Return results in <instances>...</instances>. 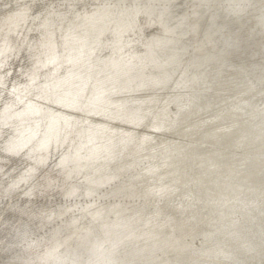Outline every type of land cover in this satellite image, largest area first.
Segmentation results:
<instances>
[{
	"label": "rangeland",
	"instance_id": "374dc122",
	"mask_svg": "<svg viewBox=\"0 0 264 264\" xmlns=\"http://www.w3.org/2000/svg\"><path fill=\"white\" fill-rule=\"evenodd\" d=\"M206 1H208V2H206ZM231 4H232V6H231ZM202 6H203V8H202ZM236 8H239V9H236ZM47 9H49V10H51L53 12H56V13H61V16H62L61 22H60L61 25L59 24L58 20L46 17L47 14H45V13H46ZM207 13H208V15H207ZM230 13H231V15H230ZM234 13H235V15H234ZM207 17H208V19H207ZM95 19H99V21L102 22L101 25H98V23H95L96 24L95 26H99V28H95L93 26H88V24L94 22ZM152 19H153V22H151ZM182 20H183V22H182ZM231 20H232V22H231ZM257 21H258V23H257ZM107 22L110 23V26L112 27V29L116 27V30H119V31L116 32L117 36H116V38L114 40L115 43L113 42L112 45L105 46V49L102 50V52L99 54V56H96L94 58L93 62H91L92 64H91V66L89 68L90 69L89 71L84 70V67H78L77 69H71L70 68V70H67L68 71L67 75L71 74V76L73 75L74 78H77L80 75H82V76H80V81H81V77H83V80L81 81L82 84L84 82H89V84L87 86V89L85 91V93H88V94L85 97L82 98V101H80V103L79 102L77 103V105H78L77 107L74 108L72 106L73 105V102H72L73 100L72 99H74L76 97V94H74L72 96V99H71V102H70V104L72 103L71 106L69 104L70 108L66 109L62 105H58V103H59V102H57L58 96L61 93L67 91V89H69V87L66 85L65 80H61L59 82V84L57 86L58 90H56V96L55 97H51V99L49 97H48L49 99L46 98L45 94H43V96H38V95L35 96V95H33L31 93L30 86L27 84V81L25 80V78L28 77L29 75H33L35 73V71H37V70H39L38 73L43 78L46 79L47 76H48L47 74L44 75L41 72V70L39 69V67H41L40 63L42 64V66L47 64V63L52 62L53 60H58L60 63H62L64 57H65V59H67L68 55H70L71 53H74L75 51H78L79 49H83L82 46H83V43H85V41L86 42H90V43L96 42L97 38L99 36L98 34H100L101 32L104 33L105 28H103V27H105ZM148 22H149V24H148ZM215 22H217V23H215ZM160 23H161V25H158ZM67 24H70V25L67 26ZM44 25L53 28L51 30V34L48 35V36L46 34L44 35V32H39L40 28L42 26H44ZM150 25L154 26L155 29L152 28L150 30L145 31L147 29V27L150 26ZM223 25H225V26H223ZM132 27L135 30H137V31L139 29V31L142 34L143 38H147V39L149 38L148 41H147V46L143 49V51L141 53V54H144L146 57L144 55L141 56V54H139L134 59H130L131 61H129L128 59L130 57L127 56V55H124L123 58L130 62V63L129 62L127 63V66H124L126 64V62L123 59H121L119 56L115 57V54H116L118 49H122L124 47L123 45L126 43L127 40H132L133 39L132 37H130V36H132L135 33V31H134V29H132ZM235 28H236V30H235ZM94 29H96L97 31L96 32H88L89 30H94ZM156 29H159V33H157ZM216 29H218V30H216ZM263 29H264V0H201V1L200 0H197V1L196 0H0V37L5 36L9 40V39H13V38H11V35L13 33H14L16 38L21 36V35H24L27 38L26 39L27 40L26 41V44H27L26 47H27L28 51L31 52L30 55H32V56L28 55V57H27L28 59H27L24 56V54L22 55V53H20V55H19L20 57H18L16 60L15 59H10L6 63L5 67L1 70L2 77H0V80H1L0 84L4 85V88H0V99H1L0 101L6 102V103L8 102V103L15 104L16 108H17V112L16 113L20 114L19 117H22L25 121L28 122L27 123L28 128H26L25 124H22L24 126V129L21 132H18L20 130L21 125L13 126L12 128H10V127L8 128L6 126L7 129L1 128L0 132H4L7 135L12 137V140H10V144L13 143L12 149H14V147H18L23 142L26 145H30V143L25 142V141L30 135L33 134L32 131H41L40 134H39V137L35 140V142H33L31 144V146L29 147V149L26 150L23 153L25 158H23V159L22 158L21 159H15V160H8V159H5V158L3 159L2 157H0V169H1L0 170V232H2L4 230V228L6 227L4 225L5 222H6V224L11 226L10 229H7L8 227H6V229L8 230L7 233L10 236L12 235L11 231L14 228L19 227V228H22V229H26L27 232L24 233L26 238L22 242H19V244H20V245H18V246H20L19 249H20V251L22 250L21 248H23L25 250L26 249L30 250V248H33V244L38 242L37 244H39V247L35 249L36 253L32 252V253H34L32 255H34V258L38 262H47V263L55 262L56 263V261L58 260V257H59V253L63 254V251H58V248L59 247H64L65 248V252L69 256V260H67V262H64L63 264H68V263L69 264H73V263L75 264L76 262H77L76 264H85L84 258H87V257H88L87 258V264H97L99 261H103L104 264H110V262H111V264H116V262H117V264H126L127 262H129L127 264H135L137 261L138 262L136 264H142V263L143 264H169V263L170 264H177V263L178 264H181V263H183V264H192V263L196 264L199 261L200 262L202 261L204 263H212V264L213 263H215V264H261V263L264 264V261H263L264 260V258H263V256H264V195H263V193H264V180H263L264 179V176H263L264 175V167H263V165H264V162H263L264 161V159H263V157H264V148H263L264 141H262V140H264V131H263L264 126H262V125H264L263 124L264 123V115H263L264 114V110H263L264 109V105H263L264 104V30ZM227 31H229V32H227ZM161 32L163 34H161ZM70 33H73V34L75 33L79 37H81L80 39H83V43L80 40L77 41L76 39H74V40L77 41V42H74V43H71V44L66 43V38H67L66 36L69 35ZM183 33H185V34H183ZM208 34H210V35H208ZM212 34H214V36ZM222 34L223 35L225 34V35L223 36ZM250 34H252V35H250ZM207 36H209V37H207ZM220 36H222V37H220ZM227 36H230V37L227 38ZM154 37H156V38H154ZM222 38L224 40H222ZM192 40H194V42ZM34 41H36V42H34ZM214 41H215V43H214ZM223 41L225 43H223ZM229 41H233V42L231 43ZM211 42H213V43H211ZM218 43H219V46H218ZM220 43L222 45H220ZM230 43L231 44L234 43V44L231 45ZM58 44H60V45L58 46ZM183 44H185V45L183 46ZM223 44H225V46ZM227 44H228V46H227ZM51 45L52 46L54 45L55 49L50 50L49 46H51ZM67 45H71V46H67ZM126 45H128V43H126ZM170 47H173V48H171V50H170ZM222 47H223V50H222ZM178 48H180V49H178ZM147 49L148 50L152 49L153 51L152 50L148 51ZM13 50L14 49H12V52H13ZM16 50H18V51L20 50L21 51L20 48H18ZM168 51H170V52H168ZM176 51H178V52H176ZM220 51H222V52H220ZM229 51H230V53H229ZM231 51H232V53H231ZM153 52H155V53H153ZM159 53H161V54L159 55ZM163 53H165V54H163ZM177 53H179V54L181 53V54L179 55ZM123 54H125V53H123ZM168 54H170L171 56H169ZM33 55H35V57ZM49 56L50 57L52 56L53 58L52 57L50 58ZM177 57H178V59H176ZM209 57H211V58H209ZM160 58H162V59H160ZM201 58H202V60H201ZM151 59H154V60L151 61ZM155 59L156 60L158 59V60L156 61ZM49 60H50V62H49ZM137 60H139V61H137ZM146 60H148L149 62L146 61ZM203 61H205V62L208 61V63H205ZM97 62L99 64H97ZM172 62H173L174 65H172ZM54 63L56 65V61H54ZM65 63L69 66V64L67 62H65ZM121 63H122V65L123 64L124 65L122 66ZM144 63L145 64L147 63V64L145 65ZM154 63H155L156 66L153 65ZM201 63H203V65ZM107 64H109L108 68L106 67ZM141 64H142V67H141ZM219 64H220L221 67H219ZM129 65L130 66H134V67H130L131 68L130 69L128 67ZM166 65H168V66H166ZM152 66H154V67H152ZM169 66H170V68H169ZM196 66L199 67V68L196 69ZM214 66L216 68H214ZM57 67L59 68V71H61V69L63 68V65L59 64V65H57ZM127 67H128V69H127ZM143 67H144V70L142 69ZM172 67H173V70L171 69ZM190 67L192 68V70H191ZM65 68H66V65H65L64 69ZM125 68H126V70H125ZM140 68L143 71H141ZM146 68H147V70H146ZM205 68H207V69H205ZM185 69L186 70L188 69L189 71L188 70L185 71ZM193 69H194V71H193ZM198 69H201V70H198ZM214 69H216V70L213 71ZM166 70L168 71L169 74L167 73ZM206 70H208L210 72H208ZM120 71H121V73H120ZM146 71H148V72H146ZM233 71H235V72H233ZM72 72H75V73H72ZM142 72H143L144 75L142 74ZM213 72L215 74L214 77L216 79L213 77ZM237 72H238L239 75L237 74ZM62 73H64V75H65V70ZM83 73H88V75L84 76ZM112 73H113L114 76L111 75ZM130 73H131V76L129 75ZM153 73H156L157 75L156 74L153 75ZM162 73H164L165 75L162 74ZM181 73L182 74L184 73V74L182 75ZM193 73H194V75H193ZM105 74H107V75H105ZM118 74H119V76H118ZM121 74L123 75V77H125V79L122 77ZM139 74H141V78H138V77H140ZM127 75H129V77ZM149 75H150V77H149ZM201 75H205V76L202 77ZM206 77H208V78L211 77V79H208ZM219 77L222 78L223 83H221L222 81H221V79ZM32 78H30V79H32ZM94 78H96L97 80L94 79ZM112 78H114V79L112 80ZM120 78H122V80H120ZM148 78H149V80H148ZM152 78H153V80H152ZM228 78L230 80H228ZM135 79L137 80V82L135 81ZM140 80H141V82L143 80L145 81V82L144 81L142 82L143 83L142 86L144 85L143 87L140 86L141 85ZM207 80H208V82H207ZM126 81H127V83H126ZM149 81L152 82L154 85L152 83H150ZM203 81H206L207 83L206 82L204 83ZM226 81H227L228 84L226 83ZM157 82H158V84H157ZM165 82H166V84H165ZM113 83L116 84V85H114ZM135 83L138 84V85L136 86ZM179 83H180V85H178ZM194 83H195V85H194ZM241 83H243V84H241ZM109 84L111 85L110 87H109ZM127 84H128V86H127ZM130 84H132V85H130ZM205 84L208 85V86H206ZM221 84H223V86ZM123 85L125 86V88H124ZM156 85H159V86L161 85V87H159V86L157 87ZM239 85H241V86L239 87ZM244 85L245 86L248 85V86L245 87ZM27 86H29V87H27ZM92 86H94V87H92ZM107 86H108V89L106 91ZM118 86H119V88H118ZM130 86L131 87L134 86V87H132L134 90ZM152 86L154 87V89L151 88ZM167 86H168V88H166ZM178 86H179V88H178ZM59 87H60V89H59ZM115 87L117 88V91L119 90L118 92L116 91ZM128 87H130V89ZM146 87L147 88L150 87V90L147 89ZM211 87H213V88H211ZM222 87H223L224 90L222 89ZM236 87L237 88L239 87V89H238L239 91L237 90ZM249 87H251V88L249 89ZM139 88H140V90H139ZM208 88H210V90ZM95 89H97V90H95ZM114 89H115V91H114ZM141 89H143V90H141ZM211 89H213V90H211ZM215 89L217 91H215ZM99 90L101 91L100 93L98 92ZM146 90L147 91L149 90L151 92H149V91L147 92ZM160 90H162V91H160ZM244 90H246V91L244 92ZM130 91L132 93H133V91H134V93L135 92H137V93L132 94ZM193 91H194V93H192ZM89 92L90 93L92 92V93L90 94ZM121 92H122V94H121ZM168 92L171 94V97H170V94ZM113 93H115V94H113ZM123 93L124 94L127 93V94L123 95ZM138 93H139V95H138ZM147 93H149V95ZM174 93H175V95H173ZM96 94L98 96H96ZM99 94H101V95H99ZM103 94L104 95L106 94L105 97H109V99L111 97L112 98L114 97V98L113 99L111 98L109 100L108 98H105ZM136 94H137V97H135ZM145 94H147V95H145ZM207 94H208V96H206ZM214 94L216 96L215 98L213 96ZM90 95L92 97H90ZM122 95H123V97H122ZM129 95H130V97H129ZM153 95H154V97H152ZM192 95L193 96L197 95V96L193 97ZM210 96H211L212 100H211ZM222 96H223V98H222ZM224 96H226L227 98L226 97L224 98ZM95 97L96 98L99 97V98L96 99ZM103 97H104V99H103ZM125 97H126V99H125ZM156 97H158V98H156ZM200 97L204 98V100L202 98H200ZM17 98H18V100H17ZM93 98H94V100H92ZM136 98H137V100L139 99L138 100L139 102H137ZM218 98H220V99H218ZM228 98H229V100H227ZM105 99H107V100L105 101ZM150 99H152L154 102L152 100H150ZM198 99L201 100V101H199ZM214 99H216V100H214ZM258 99L260 101H258ZM96 100H97V102H95ZM157 100H158V102H157ZM165 100L167 101L166 103H165ZM178 100H180V101H178ZM192 100L194 102H192ZM87 101H88V104H87ZM90 101H91V103H90ZM108 101H109V103H108ZM141 101L144 104H142ZM150 101H152L153 104ZM162 101H164V102H162ZM101 102H103V103H101ZM132 102H133V104H132ZM134 102H136V103H134ZM180 102H182V103H180ZM199 102H201V103H199ZM234 102H236V103H234ZM130 103L133 105V107L135 106L138 109L136 111L137 114L136 113L134 114L136 108H131L132 105H130ZM202 103H203V105H202ZM19 104H21V105H19ZM84 104H86L89 107L87 108V106L84 105ZM164 104H165V106L167 105L166 106L167 109H166V107H164ZM169 104H170V107H169ZM194 104H195V106H193ZM214 104H216L217 107ZM106 105H108V106H106ZM118 105L120 106L122 111L118 107ZM128 105H129L130 108L128 107ZM141 105H143V106H141ZM200 106H202V107H200ZM101 107H102V109H101ZM109 107H111V109ZM198 107H200V108H198ZM210 107H213L212 111H211ZM226 107H227V109H226ZM260 108H262V109H260ZM86 109L90 113H88ZM124 109H129V111H127V110L124 111ZM177 109L180 112H178ZM186 109L187 110L189 109L190 112H189V110L187 111ZM258 109L260 111H258ZM92 110H94V111H92ZM110 110H112V111H110ZM144 110H146V111H144ZM150 110H151V112H150ZM157 110H158V113L160 112L161 114L160 113L158 114ZM236 110H237V112H236ZM107 111H109V112H107ZM138 111H139V113H138ZM185 111L187 112L188 115L186 114ZM196 111H198V112H196ZM255 111H256V113H257V111L259 113L256 114ZM96 112H98V113H96ZM143 112H145V113H143ZM209 112H210V114L212 116H209L210 115ZM214 112H216V113H214ZM110 113H112V114H110ZM181 113H182V115H181ZM190 113H191V115H189ZM205 113H207V114H205ZM223 113H224V116H223ZM247 113H248V116H247ZM251 113H253V114H251ZM119 114H120V116H119ZM123 114L126 115V116L124 117ZM130 114H132L133 116L130 115ZM177 114L179 115L178 117H181V118H179V120H178ZM185 114H186V116H185ZM195 114H196V116H195ZM241 114L243 115V117H242ZM244 114H246L247 118L244 116ZM104 115H107L108 117L104 116ZM129 115H130V117H129ZM139 115H140V118H138ZM237 115H239L238 116L239 118L237 117ZM251 115H252V117H251ZM150 116H151V118L153 120L150 118ZM187 116H189V117H187ZM206 116H207V118H204ZM225 116H226V118H225ZM9 117H10L9 115H3L2 117H0V120L1 119H5L6 123H9ZM135 117H137V118H135ZM194 117H196L195 120H194ZM248 117H249L250 120L248 119ZM258 117H259V120H258ZM62 118L67 119L71 126L70 125L64 126L62 124V120H64V119H62ZM113 118H114V120H113ZM132 118H134V119H132ZM170 118H171V120H173L172 121L173 123L175 122L174 124L170 121ZM192 118H193V120H192ZM197 118L198 119L199 118L200 119L203 118L204 120L202 119L200 121V119L198 120ZM212 118L215 119V120H213ZM245 118H246V120H245ZM55 119H58L57 123H56ZM125 119H126V121H125ZM128 119H130L129 122H128ZM139 119H141V120H139ZM206 119L209 122H207ZM76 120H78V121H76ZM133 120H135V122ZM219 120L221 121V123H220ZM224 120H227V121H224ZM235 120H236V122H234ZM142 121H143V123H142ZM179 121H181V123ZM76 122L77 123L80 122V123L77 124ZM169 122H170V125H169ZM222 122H223V126H222ZM241 122H244V123H242L243 126H245L244 129L242 128L243 126H242ZM256 122L258 123V125H257ZM259 122H262V123H259ZM179 123L182 124L184 127L182 125H180ZM191 123H192V125H190ZM193 123H196V124H193ZM215 123H217V124H215ZM232 123H233V126L235 128L231 125ZM238 123H240V124H238ZM247 123H248L249 126L247 125ZM126 124H128V125L126 126ZM159 124H161L162 126L159 125ZM214 124H215V126H214ZM85 125H89L90 128L83 129V127H85ZM172 125H174L175 127L174 126L172 127ZM202 125H203V127H202ZM2 126L3 125H1L0 127H2ZM151 126H152V128H151ZM181 126L183 128H181ZM204 126H205L206 129L204 128ZM226 126H227V128H226ZM108 127H110V128H108ZM154 128H156V130ZM197 128H199V129H197ZM255 128L256 129L258 128L259 130H256ZM178 129H179V131H178ZM231 129H232V131H231ZM235 129L237 131L240 130V132L239 131L238 132L235 131ZM102 130H104V131H102ZM106 130H108V132ZM109 130H110V132H109ZM194 130H195L196 134H194L195 133ZM214 130H216V131H214ZM88 131H90V132H88ZM172 131H174L175 134ZM252 131H254V132H252ZM75 132H78L79 134L78 133L75 134ZM102 132H104V133H102ZM177 132H180V133L178 134ZM226 132L230 133V135L228 134L229 136H227ZM248 132H249V135H248ZM239 133H240V136H239ZM145 134H147L148 136H146ZM256 134H258V135L256 136ZM46 135L49 136V137L47 138ZM194 135H196V136H194ZM197 135H198V137H197ZM231 135H232L233 138L231 137ZM261 135H263V136H261ZM3 136H4V134L1 133L0 134V148L3 149L5 151V153H7L9 155H13V156L14 155H18L21 152L20 150L12 151V153H9L12 149L9 148V144L7 142H3V138H2ZM131 136H133L134 139ZM236 136H238L239 139ZM148 137H149V140H148ZM75 138L77 139V141L75 140ZM125 138L126 139L128 138V139L126 140ZM161 138H163L164 140L161 139ZM212 138L213 139L216 138V139L213 140ZM259 138L261 140H259ZM116 139H120V140L117 141ZM141 139H143V140H141ZM194 139H195L196 142H194ZM30 140H32V138L29 139V141ZM89 140L91 142H89ZM110 140H112V142ZM197 140H198V142H197ZM230 140H232L231 142H233V143H231ZM243 140H245V141H243ZM48 141L50 142V144H49ZM125 141H126V143H125ZM148 141L150 143H148ZM163 141H165L166 143L165 142L163 143ZM214 141L217 144L220 141L221 144L219 143L218 145H221V146H218ZM74 142H75V144H74ZM78 142H80V143H78ZM135 142H137L136 146H135ZM199 142H201V143L199 144ZM223 142L225 144H223ZM239 142H241V143H239ZM248 142H250V144ZM260 142H261V144H260ZM196 143H198L199 145L198 144L196 145ZM226 143L230 147V149L228 148ZM229 143L232 144V145H230ZM257 143L259 144V147L256 146V145H258ZM58 144H59V146H57ZM77 144H78L79 147L77 146ZM107 144H109V145H107ZM114 144H115V146H114ZM156 144L158 145V147L159 146H163V147L162 148H160V147L158 148ZM181 144H183V145H181ZM54 145H56V146H54ZM127 145H128V148H127ZM139 145H140V147H139ZM223 145H225L226 147L223 146ZM241 145H242V147H241ZM91 146H92V148L93 147L94 148L92 149ZM121 146H122L123 149L121 148ZM129 146H131V148ZM151 146L154 147V149L151 148ZM177 146H180V148L178 149ZM191 146H192V148H191ZM194 146H196V147H194ZM199 146H201L202 148L199 147ZM210 146H211V149H209ZM246 147L247 148L249 147V151L250 150L252 151L253 149L257 150L258 152H260V155L255 150H253L252 152L251 151L249 152ZM77 148L78 149L80 148L81 150L79 149V151H78ZM125 148H127V149H125ZM142 148H145L146 150L142 149ZM169 148H172V149L169 150ZM196 148H198V149L200 148V149L198 150ZM213 148H215V149H213ZM231 148H233L235 150L233 151V149H231ZM256 148H259V149H256ZM134 149H135V151H133ZM157 149H159V150H157ZM161 149H163V150H161ZM173 149H174V151H173ZM177 149H178V151H177ZM219 149H221V150H219ZM261 149H263V151ZM98 150H99V152H98ZM156 150H157L158 153L154 152ZM209 150H211V151L213 150V151L209 152ZM230 150H232V152ZM83 151H84V154H83ZM89 151H90V153H89ZM110 151H112V152H110ZM138 151H139V153H138ZM87 152H88V154H87ZM113 152H114V154H113ZM168 152H170V153H168ZM235 152H237L238 154L235 153ZM261 152H263V153H261ZM107 153H108V155H107ZM195 153L198 154V155L195 156ZM225 153H226L227 156L224 155ZM231 153H233V154H231ZM112 154L114 156H112ZM140 154H142V155L140 156ZM158 154H160L161 156L158 155ZM169 154H171V155H169ZM184 154H186V155H184ZM188 154H189V156H188ZM212 154H214V156ZM245 154L248 155V159H247V156H245L246 158L243 157L242 159H240ZM261 154H263V155H261ZM83 155H85V156H83ZM182 155H183L184 158L182 157ZM192 155H194V156H192ZM229 155L231 157H229ZM249 155L250 156L252 155V156L250 157ZM256 155H259V156L256 157ZM71 156H73V158ZM82 156L85 157V158H83ZM129 156L131 157V159H130ZM168 156H170V158ZM204 156L205 157L209 156V157H207V159H206ZM253 156H255L256 158L253 157ZM261 156H263V157L261 158ZM68 157L70 158V160H68L69 159ZM217 157L219 158L220 162L218 161ZM252 157H253L254 160L252 159ZM106 158H108V160ZM115 158H116V160H115ZM147 158H149L151 160V162ZM185 158H188V160H190V158L191 159L193 158L192 159L193 161L190 160L188 162L187 159L184 161ZM196 158H198V159H196ZM201 158H203V159L201 160ZM258 158H259V160H258ZM123 159H125L124 160L125 162L123 161ZM180 159H182V161ZM238 159H240V161H238ZM245 159H246V161H245ZM30 160H34L36 166H42V165H45V166L40 168V169H38V168H36L35 165H33L34 162L30 161ZM104 160H105V162H104ZM140 160L143 161V162H141ZM145 160H147V161H145ZM154 160H156V161H154ZM162 160H163V162H162ZM167 160H171V161H167ZM196 160H198V161H196ZM234 160H235V162H234L235 164L233 162H231V161H234ZM84 161H85V163H84ZM157 161H158V164L155 163ZM165 161H167V162H165ZM172 161H174L175 164H173ZM223 161H225L226 163L227 162H231V163H227V165L229 164L227 166V165H225L226 163L224 164ZM243 161H245V164L243 163ZM256 161H257L258 164L256 163ZM259 161L262 162V163H260ZM76 162H77V164H75ZM186 162H187V164H186ZM206 162H207V164H206ZM69 163L70 164L73 163V164L70 165ZM130 163H131V166H129ZM191 163L194 164V165H192ZM202 163H204V164H202ZM218 163H220V164H218ZM251 163H253V164H251ZM183 164H184V166H183ZM230 164H232V165H230ZM112 166H113V168H112ZM178 166L180 167V169H179ZM190 166H193L194 168L190 167ZM202 166H203V168H201ZM205 166H206L207 169L204 168ZM216 166H217V168H216ZM230 166L234 167V169L232 168V170H231ZM245 166H247V167H245ZM257 166H260V167L256 168ZM55 167H58V169L60 171L59 173L55 172ZM72 167H75V170ZM125 167H127V168H125ZM144 167H146V168H144ZM163 167H165V168L167 167V168L165 169ZM175 167H176V169H175ZM83 168H84V170H83ZM107 168H108L109 171L110 170L111 171L109 172L107 170ZM189 168H191V169H189ZM225 168H227V169H225ZM240 168L244 169L243 172H242V169H240ZM245 168H246V170H245ZM69 169H71V172H70ZM88 169H90V170L86 171ZM118 169H119V172H118ZM123 169H124V171H123ZM131 169H133L134 171H132ZM186 169H188V170H186ZM253 169H256V171L255 170L252 171ZM93 170L95 171V174H94ZM169 170L173 171V172H170ZM185 170H186V172H184ZM219 170H220V172H219ZM83 171H85L86 174ZM187 171H188L189 175L187 174ZM193 171H196V172H193ZM211 171L212 172L214 171V173H212ZM231 171H233L234 173L231 172ZM236 171H237V173H236ZM128 172H129V174H128ZM134 172H135V174H134ZM157 172H159V173H157ZM180 172H181V175H180ZM262 172H263V175H261ZM82 173H84V174H82ZM121 173H123V174H121ZM244 173H245V175H244ZM246 173H248V174H246ZM176 174H178V175H176ZM211 174L214 175V176H212ZM232 174H233V177L231 176ZM234 174H235V177H234ZM100 175H102V176H100ZM117 175H118V177H117ZM127 175H129V176H127ZM184 175H186V176H184ZM238 175L239 176L241 175L243 177H241V176L239 177ZM255 175L258 176V177L256 176L257 179H255L256 178ZM104 176H105V178H104ZM106 176H107V178H106ZM134 176L136 178H134ZM154 176H157V178H155ZM199 176H200V178H199ZM208 176H210V177H208ZM170 177H171V179H170ZM230 177L233 178V179H231ZM28 178H30L29 181L24 186L23 185L20 186V184H22L23 182L27 181ZM91 178H92V180H91ZM97 178H99V179H97ZM101 178H102V182H100ZM181 178H183V179H181ZM246 178H247V180H246ZM148 179H149V181H148ZM151 179H153V180H151ZM187 179H188V181H187ZM206 179L210 180L211 183H213V184H211L210 181H207ZM81 180L82 181L84 180V181L82 182ZM113 180H114V183H113ZM130 180L133 181V182H131ZM250 180L253 183H251ZM177 181H178V183H177ZM191 181H193V182L191 183ZM256 181L258 182V184H257ZM91 182H92V184H91ZM117 182H119V183H117ZM130 182H131V184L129 185ZM140 182L142 183V185H139V184H141ZM144 182H147V183L144 184ZM162 182H164V183H162ZM180 182H182V184H180L182 186H179ZM199 182L200 183L203 182V183H201L202 186L200 185ZM241 182L243 183V185H245L246 183L247 184L249 183L248 184L249 187L247 186V184L245 186H243L241 184ZM79 183L82 184L83 186L80 185ZM137 183H138L139 186L137 185ZM151 183H152L153 187L151 186ZM207 183H209V184H207ZM225 183H226V185H225ZM237 183H239V184L237 185ZM254 183L258 186V188H259V185L261 186L259 188L260 189L259 191L262 192L260 195H259V193L257 194L258 191L256 190V186H253ZM45 184L51 186L52 189H50L49 192H46L47 190H45ZM84 184H85V186H84ZM86 184H88V185H86ZM123 184L125 186L124 188H123ZM158 184H160V186H159L160 189L158 187ZM198 184H199L200 187L198 186ZM210 184H211V187H210ZM104 185H106L107 187L104 186ZM119 185H121V186H119ZM131 185H132V187H131ZM154 185L157 186V187L154 188L155 187ZM188 185H189V187H188ZM18 186H19V188L17 189V191L12 196H10V198L1 199L2 196L9 194L10 192H12ZM81 186H82V188H81ZM102 186H104V187H102ZM133 186L136 187V188H134ZM161 186H163V187H161ZM186 186L188 188H185ZM191 186H193V187H191ZM92 187H94V189H92ZM145 187H147V189ZM183 187L185 188V190H184ZM206 187H207L208 190L206 189ZM126 188H127V190L129 192L126 190ZM178 188L181 190L180 191L181 193L179 191H177V190H179ZM191 188L193 190H191ZM195 188H197V189H195ZM140 189H141V191L142 190H144V191L141 192ZM174 189L176 191L175 193H174ZM216 189H217V192H221V194L220 193H216ZM145 190L147 192L148 191L149 192L147 193ZM153 190H154V192H153ZM155 190H157V191H155ZM200 190H202L203 192L200 191ZM139 191L142 194L141 193H136V192H139ZM163 191H164V193H163ZM187 191H189V193H187ZM245 191H247V192L245 193ZM251 191L253 193L255 192L254 194H252V196H251V193H252ZM120 192L123 193V194H121ZM169 192H171V194H169ZM209 192H211V193H209ZM225 192H226V195H225ZM124 193H125V195H124ZM131 193H132V195H131ZM146 193H147V195H150V196H147ZM160 193H161V195H160ZM178 193H180L181 195L178 194ZM192 193H193V195H192ZM214 193H215V196H214ZM238 193H240V194H238ZM241 193H242V195H241ZM244 193L245 194L249 193V194L248 195H244ZM135 194H137V195H135ZM185 194H186V196L190 197L191 200L188 197L186 198ZM188 194H190V195H188ZM196 194H198V195H196ZM151 195H152V197H151ZM200 195L203 196V198H201ZM209 195H211V198H210ZM219 195L221 197H219ZM227 195H230V196H227ZM216 196L218 198H221V199H218ZM241 196H243L244 199ZM253 196H254V198L256 197L257 199H259L258 197H261V196H263V197H262L261 200H257L255 198V200H256V202H255L254 198H251ZM178 197H180V198H178ZM238 197H240V198H238ZM184 198H186V201H185ZM194 198H195V200H194ZM232 198H234L233 199L234 201L232 200ZM164 199H165L166 202L164 201ZM175 199H176L177 202L175 201ZM177 199H179V200H177ZM213 199L216 202L212 201ZM249 199L250 200L252 199V201L253 200L254 201L251 202ZM196 200H198V203H197ZM202 200H203V203H202ZM138 201H140V202H138ZM182 201H185V202H182ZM192 201H194V202H192ZM227 201H228L229 204L227 203ZM167 202H168L169 206L167 205ZM174 203H176V205ZM192 203L194 204L193 206H192ZM221 203L222 204L224 203L223 204L224 206ZM246 203L249 204V205H247ZM252 203H254V204H252ZM255 203H258L259 206L257 204L255 205ZM173 204H174L175 207L173 206ZM189 204H191V205H189ZM226 204H228V205H226ZM181 205L184 208H185V205H186L185 211L187 213L184 211V208ZM215 205H216V207H218V206L219 207L216 208ZM225 205L227 207H225ZM231 205H232V208L230 207ZM233 205L236 208L233 207ZM245 205H246V207H245ZM24 206H25V208H24ZM122 206H123L124 209L121 208ZM171 206H173L174 208L171 207ZM198 206H199V209L197 211L196 208ZM207 206H209V209H208ZM247 206H249V208L251 209V210L249 209L250 211L248 210ZM254 206H256V208ZM147 207H149V209H147ZM169 207H171V208H169ZM16 208L18 210L17 211V216L21 215L23 217V219H22V217H16L17 218L16 219V218H14L12 216L14 213L11 215V214H9L7 212L8 209L14 211V209H16ZM125 208L127 210H125ZM190 208L192 210L193 209L194 210L192 211ZM200 208H201V210H200ZM224 208H227V209H224ZM254 208H255V210H254ZM144 209L145 210L147 209L148 211L147 210L144 211ZM110 210H113V214H112V211H111V214H110ZM151 210H153V212ZM175 210L176 211L180 210L179 212H181V214L180 213L177 214L178 212H176ZM181 210H183V211H181ZM206 210H208L207 211L208 213L206 212ZM223 210H224V212H223ZM235 210H237V211L235 212ZM245 210H247V211H245ZM252 210H254V211H252ZM108 211H109V214H108ZM142 211H143V213H142ZM171 211H173V212H171ZM199 211H202V212H199ZM216 211H217V214H215ZM137 212H140V213H138V215H136ZM147 212L148 213L150 212V214H148ZM242 212H243V214H241ZM245 212H246V214H245ZM105 213H107L108 216ZM171 213H172V215H171ZM184 213H186V214L183 216ZM188 213H189V215L190 214L191 215L187 216ZM197 213H199L202 216L204 214V217L200 216ZM238 213L241 214V216ZM40 214L44 215L43 217L46 220L45 222H48L51 219L53 221L52 224L54 222L55 223L53 225L52 224L48 225L49 227H43L41 231H36L35 230V225L34 226H29V224L28 225L26 224L27 226L25 225L24 227H20V225L24 224V223H22L24 221V217L25 218H30L31 216L34 217V216L40 215ZM173 214H174V216H173ZM94 215H96V216L94 217ZM102 215H104V216H102ZM109 215H110V217H109ZM114 215H116V216L114 217ZM175 215H176V217H175ZM177 215H179V216H177ZM181 215H182V218H180ZM195 215H197V217ZM205 215L207 216V219L205 218ZM211 215H215V217H212ZM223 215H224L225 218H227V220H225ZM231 215H234V216H231ZM253 215H255V217ZM86 216H88V217H86ZM98 216H99V218H98ZM147 216H149V218H147ZM151 216H153V217L151 218ZM168 216H169L170 220L168 219ZM171 216L174 217V218H172ZM230 216H231V218H230ZM236 216H238V217H236ZM118 217H120L119 218L120 220L117 219ZM121 217H122L123 220H121ZM125 217H127V218H125ZM139 217H141V218H139ZM228 217H229V219H228ZM242 217L244 218V220L245 219L246 220L243 221ZM91 218H93V219H91ZM142 218L144 219V221H143ZM208 218H209V220H208ZM237 218H238V220H237ZM151 219H152V221H151ZM176 219H177L178 222L176 221ZM95 220H97V221H95ZM127 220L129 222V224H126V223H128V222H126ZM139 220H140V222H139ZM158 220H160V221H158ZM163 220L165 221V223L167 221V223L165 224ZM211 220L213 222H208V221H211ZM131 221H132V223H131ZM186 221H188V222H186ZM226 221H228L229 223L226 222ZM133 222H134V224H133ZM146 222H148V223H146ZM101 223H102V225H99ZM104 223H106L105 226H103ZM162 223L164 225H162ZM174 223L176 224V228H175V224ZM190 223H192V224H190ZM238 223H240V224H238ZM96 224H97V226H96ZM132 224H133V227H132ZM206 224H207V226H206ZM82 225L84 226V228H83ZM124 225H130V226L126 227ZM177 225H179V227ZM209 225H212L213 229L215 227L216 230L215 229L214 230L211 229V226H209ZM236 225H238V226H236ZM219 226H221V227H219ZM239 226H240V228H238ZM241 226H243V227L245 226L244 229H242L243 227H241ZM148 227H151V228L149 229ZM135 228L136 229L138 228V229L136 230ZM158 228L160 230H158ZM208 228H209V230H208L209 232L207 231ZM232 228H233V230H232ZM102 229H104V231ZM183 229H184L185 232L183 231ZM187 229L189 231H186ZM200 229H202V230H200ZM219 229L220 230L221 229H225V230H221L222 231V233H221V231H219ZM230 229H231L232 232L229 231ZM239 229H241V230H239ZM248 229H249V231H247ZM135 230L138 231V232H135ZM148 230H150V231L147 233ZM162 230L164 232H166V231L167 232L164 233ZM83 231H85V232H83ZM202 231H204V232H202ZM188 232H190V234ZM205 232H206V237H205ZM242 232H244V233L242 234ZM99 233L102 234V236L99 235ZM139 233H141V234H139ZM145 233H147L148 235L145 234ZM209 233H210V236H209ZM220 233H221V235L223 234L222 237H221ZM150 234H152L153 236L150 235ZM183 234H185L186 237ZM146 235H147V237H146ZM169 235L170 236L172 235V237L170 238ZM202 235L205 238V240H204V238L201 239ZM248 235H249V237H247ZM77 236L81 237L83 241L85 240V242H82V241L80 242L82 244V245L80 244L81 248H82L80 250V253L79 252L76 253V251H75L76 249L74 248L75 243H74V239L73 238L77 237ZM131 236H132V238H131ZM198 236H199L200 239H198ZM99 237L102 238V239L100 238L101 242H100ZM139 237H141V238H139ZM153 237H158V238L155 239ZM55 238H57V239H55ZM110 238L111 239H116V242H118L120 244H125L126 243V246L120 247V246H117L115 244L108 243L107 241H110L111 240ZM149 238L152 239V240H150ZM218 239H220L221 242ZM229 239H230V241H228ZM178 240H180V241H178ZM190 240H191V243H189ZM192 240H194V241H192ZM232 240H233V242H232ZM239 240H241V241L239 242ZM143 241H145V242H143ZM181 241H183V242H181ZM199 241L201 242V244H200ZM127 242H130L131 244L127 243ZM138 242L141 243V244H139ZM150 242H151V244H150ZM154 242H155V244L158 243V242L159 243L155 245ZM171 242H172V244H171ZM174 242H177V243L175 244ZM180 242H181V244H180ZM102 243H104V244H102ZM146 243H149V244H146ZM168 243H170V244H168ZM218 243H219V245H218ZM223 243H225V244L223 245ZM90 244L99 245V247H100L99 252L98 253H93L91 256H89V253L91 252L92 249L91 248H87V247ZM143 244H145V245H143ZM163 244H165V245H163ZM204 244H206V245H204ZM209 245H210V247H209ZM134 246H136V247H134ZM144 247H145V249H144ZM203 247H204V250H203ZM212 247H214V248H212ZM168 248H169V250H168ZM209 248L210 249L212 248V250H210ZM231 248L232 249L234 248L233 249L234 252L232 251ZM13 250H16V249H13ZM144 250H146V251H144ZM20 251H15V253H13V254H15V256H12V257L0 255V261H3L4 263H10L11 261L12 262L13 261L23 262V261L17 260V256L16 255H20V253H21ZM122 251H124L125 254ZM255 253H257V254H255ZM112 254H114V256ZM128 254H131V255H128ZM251 254H253V255H251ZM124 255H126V256H124ZM106 256H108V257H106ZM15 257H16V259H15ZM124 257L126 258V260H125ZM135 257L136 258L138 257V258L136 259ZM76 258L79 259V260H77ZM155 258H156L157 261H155ZM103 259H105V260H103ZM127 259H128V261H127ZM132 259L133 260L136 259V260L131 262ZM146 259L148 260L147 261L148 263L146 261H144ZM175 259H177V260L180 259L179 260L180 262L176 261ZM182 259H184V260H182ZM185 259H187V260H185ZM200 259H203V260H200ZM250 259L251 260L253 259V260L250 262ZM124 260H125V262H124ZM172 261H173V263H172ZM185 261H187V262H185ZM257 261L259 263H257ZM55 263H52V264H55ZM31 264H35V263H31ZM49 264H51V263H49Z\"/></svg>",
	"mask_w": 264,
	"mask_h": 264
},
{
	"label": "bare ground",
	"instance_id": "6f19581e",
	"mask_svg": "<svg viewBox=\"0 0 264 264\" xmlns=\"http://www.w3.org/2000/svg\"><path fill=\"white\" fill-rule=\"evenodd\" d=\"M196 1H197V0H196ZM200 1H201V0H200ZM173 2H174V1H173ZM180 2H181V1H180ZM191 2H192V1H191ZM194 2H195V1H194ZM203 2H204V1H203ZM206 2H208V1H206ZM227 2H228V1H227ZM252 3H253V2H252ZM172 4H173V3H172ZM192 4H193V3H192ZM205 4H206V3H205ZM242 4H243V3H242ZM223 5H224V4H223ZM227 5H228V4H227ZM198 6H199V5H198ZM231 6H232V4H231ZM248 6H249V5H248ZM246 7H247V6H246ZM246 7H245V8H246ZM199 8H200V7H199ZM202 8H203V6H202ZM176 9H177V8H176ZM176 9H175V10H176ZM209 9H210V8H209ZM236 9H239V8H236ZM242 9H243V8H242ZM200 10H201V9H200ZM233 10H234V9H233ZM262 10H263V9H262ZM223 11H224V10H223ZM244 11H245V10H244ZM64 12H65V11H64ZM188 13H189V12H188ZM188 13H187V14H188ZM223 13H224V12H223ZM45 14H47L46 17H49V18H53V19L58 20V21H59V24L61 25V23H60V22H61V18H62L61 13H56V12H53V11L47 9ZM214 14H215V13H214ZM217 14H218V13H217ZM246 14H247V13H246ZM203 15H204V14H203ZM207 15H208V13H207ZM210 15H211V14H210ZM226 15H227V14H226ZM226 15H225V16H226ZM230 15H231V13H230ZM232 15H233V14H232ZM234 15H235V13H234ZM244 15H245V14H244ZM183 16H184V15H183ZM242 16H243V15H242ZM242 16H241V17H242ZM154 17H155V16H154ZM214 17H215V16H214ZM195 18H196V17H195ZM211 18H212V17H211ZM217 18H218V17H217ZM232 18H233V17H232ZM246 18H247V17H246ZM207 19H208V17H207ZM213 19H214V18H213ZM215 19H216V18H215ZM218 19H219V18H218ZM229 19H230V18H229ZM238 19H239V18H238ZM194 20H195V19H194ZM198 20H199V19H198ZM195 21H196V20H195ZM199 21H200V20H199ZM206 21H207V20H206ZM215 21H216V20H215ZM224 21H225V20H224ZM254 21H255V20H254ZM109 22H110V21H109ZM109 22L106 23L105 27H103V28H105L104 33L101 32L100 34H98L99 36H98V38H97V41H96V42H93V43L86 42V41H85V43H83V39H80L81 37H79V36H78L77 34H75V33H74V34H73V33H70L69 35H67V36H66V37H67V38H66V43L71 44V43H74V42H77V41L80 40V41L83 43V46H82L83 49H79L78 51H75L74 53H71L70 55H68V58H67V59H65V57H64L62 63H60L58 60H53L52 62H50V60H49L50 63H47V64H45V65H43V66H42V64L40 63V66H41V67H39V69H40L41 71H42V69H45V68L48 67V70H47V71L42 72L44 75L47 74L48 76H47L46 79L43 78V77L38 73L39 70H37V71H35V73H34L33 75H29L28 77H26L25 80L27 81V84L30 86L31 93H32L33 95H35V96H37V95H38V96H43V94H45L46 98L49 97V98L51 99V97H55V96H56V90H58V89H57V86H58L59 82H60L61 80H65L66 85L69 87V89H67V91H65V92L62 91L63 93H61V94L58 96V98H57V102H59L58 105H62V106H63L64 108H66V109L70 108V107H69V104H70V102H71L72 96H73L74 94H76V97H75L74 99H72V100H73V101H72V102H73V105H72V106H73L74 108L77 107V106H78L77 103H78V102L80 103V101H82V98L85 97V96L88 94V93H85V91H86V89H87V86H88L89 82H84V83L82 84L81 81L83 80V77H81V81H80V76H82V75L79 74V75H80V76L78 75L79 77L74 78L73 75L71 76V74H70V75H67V73H68L67 70H70V68H71V69H77L78 67H84V70L89 71V70H90L89 68H90V66H91V64H92L91 62H93V60H94V58H95L96 56H99V54L102 52V50L105 49V46L112 45L113 42L115 43L114 40H115V38H116V36H117V35H116V32L119 31V30H116V27L112 29V27L110 26V23H109ZM151 22H153V19L151 20ZM182 22H183V20H182ZM207 22H208V21H207ZM231 22H232V20H231ZM95 23H98V25H101V24H102V22H100L99 19H95V21L92 22V23H90V24H88V26H93V27H95V28H99V26H95V25H96ZM215 23H217V22H215ZM223 23H224V22H223ZM257 23H258V21H257ZM22 24H23V23H22ZM93 24H94V25H93ZM148 24H149V22H148ZM224 24H225V23H224ZM68 25H70V24H67V26H68ZM158 25H161V23L158 24ZM216 25H217V24H216ZM218 25H219V24H218ZM193 26H194V25H193ZM223 26H225V25H223ZM230 26H231V25H230ZM230 26H229V27H230ZM262 26H263V25H262ZM220 27H221V26H220ZM232 27H233V26H232ZM237 27H238V26H237ZM254 27H255V26H254ZM73 28H74V27H73ZM100 28H101V27H100ZM152 28L155 29L154 26H151V25H150V26L147 27V29H146L145 31L150 30V29H152ZM217 28H218V27H217ZM227 28H228V27H227ZM262 28H263V27H262ZM262 28H261V29H262ZM52 29H53V28L44 25V26H42V27L40 28V31H39V32H44V35L46 34V35L48 36V35L51 34V30H52ZM132 29H134V28L132 27ZM137 29H138V28H137ZM230 29H231V28H230ZM261 29H260V30H261ZM129 30H130V29H129ZM156 30H157V33H159V29H156ZM190 30H191V29H190ZM213 30H214V29H213ZM213 30H212V31H213ZM216 30H218V29H216ZM216 30H215V31H216ZM222 30H223V29H222ZM226 30H227V29H226ZM235 30H236V28H235ZM263 30H264V29H263ZM10 31H11V30H10ZM96 31H97V30L94 29V30H89L88 32H96ZM134 31H135V33H134L132 36H130V37H132L133 39H132V40H127L126 43H128V45H126V43H125V44L123 45L124 47H123L122 49H118L117 52H116V54H115V57H118V56H119L121 59H123V60L126 62L125 65L123 64L124 66H127V63H128L129 61H131L130 59H134L137 55L141 54L142 51H143V49L147 46V41H148L149 38H148V39H147V38H143V37H142V34H141L140 31H139V29H138V31L134 29ZM145 31H144V32H145ZM152 31H153V30H152ZM206 31H207V30H206ZM230 31H231V30H230ZM232 31H233V30H232ZM126 32H127V31H126ZM144 32H143V33H144ZM227 32H229V31H227ZM33 33H34V32H33ZM193 33H194V32H193ZM212 33H213V32H212ZM216 33H217V32H216ZM42 34H43V33H42ZM161 34H163V33L161 32ZM179 34H180V33H179ZM183 34H185V33H183ZM191 34H192V33H191ZM218 34H219V33H218ZM231 34H232V33H231ZM233 34H234V33H233ZM19 35H20V34H19ZM40 35H41V34H40ZM158 35H159V34H158ZM208 35H210V34H208ZM212 35L214 36V34H212ZM222 35H223V34H222ZM224 35H225V34H224ZM224 35H223V36H224ZM250 35H252V34H250ZM213 36H212V37H213ZM231 36H232V35H231ZM56 37H57V36H56ZM207 37H209V36H207ZM216 37H217V36H216ZM220 37H222V36H220ZM228 37H230V36H227V38H228ZM154 38H156V37H154ZM169 38H170V37H169ZM26 39H27V38H26L24 35H21V36L15 38V39H9V40H8V38H6L5 36L0 37V77H2L1 69H2V67L7 63V59H8V57H9V55H10L11 53H13L14 50H16V49H18V48H21L22 45L24 44V42L26 43V41H27ZM74 39H76L77 41H75ZM150 39H151V38H150ZM160 39H161V38H160ZM196 39H197V38H196ZM216 39H217V38H216ZM161 40H162V39H161ZM218 40H219V39H218ZM222 40H224V39L222 38ZM222 40H221V41H222ZM56 41H57V40H56ZM181 41H182V40H181ZM192 41L194 42V40H192ZM225 41H226V40H225ZM34 42H36V41H34ZM187 42H188V41H187ZM229 42L232 43L233 41H229ZM234 42H235V41H234ZM27 43H28V42H27ZM61 43H62V42H61ZM198 43H199V42H198ZM211 43H213V42H211ZM211 43H210V44H211ZM214 43H215V41H214ZM221 43H222V42H221ZM221 43H220V45H222ZM223 43H225V42L223 41ZM231 43H230V44H231ZM40 44H41V43H40ZM207 44H208V43H207ZM216 44H217V43H216ZM230 44H229V45H230ZM233 44H234V43H233ZM233 44H231V45H233ZM235 44H236V43H235ZM237 44H238V43H237ZM59 45H60V44H58V46H59ZM165 45H166V44H165ZM167 45H168V44H167ZM175 45H176V44H175ZM184 45H185V44H183V46H184ZM208 45H209V44H208ZM223 45L225 46V44H223ZM37 46H38V45H37ZM67 46H71V45H67ZM170 46H171V45H170ZM172 46H173V45H172ZM218 46H219V43H218ZM227 46H228V44H227ZM152 47H153V46H152ZM157 47H158V46H157ZM168 47H169V46H168ZM173 47H174V46H173ZM173 47H170V50H171V48H173ZM175 47H176V46H175ZM187 47H188V46H187ZM216 47H217V46H216ZM220 47H221V46H220ZM229 47H230V46H229ZM45 48H46V47H45ZM49 48H50V50H53V49H55V46H54V45H53V46L51 45V46H49ZM100 48H102V50H101L98 54L93 55V54H95L96 50H98V49H100ZM181 48H182V47H181ZM184 48H185V47H184ZM184 48H183V49H184ZM12 49H14L13 52H12ZM154 49H155V48H154ZM157 49H158V48H157ZM178 49H180V48H178ZM183 49H182V50H183ZM215 49H216V48H215ZM231 49H232V48H231ZM73 50H74V49H73ZM147 50H148V49H147ZM147 50H146V51H147ZM149 50L151 51L152 49H149ZM149 50H148V51H149ZM160 50H161V49H160ZM160 50H159V51H160ZM166 50H167V49H166ZM193 50H194V49H193ZM220 50H221V49H220ZM222 50H223V47H222ZM226 50H227V49H226ZM228 50H229V49H228ZM152 51H153V50H152ZM161 51H162V50H161ZM161 51H160V52H161ZM217 51H218V50H217ZM233 51H234V50H233ZM168 52H170V51H168ZM176 52H178V51H176ZM183 52H184V51H183ZM220 52H222V51H220ZM223 52H224V51H223ZM227 52H228V51H227ZM123 53H125V54H123ZM153 53H155V52H153ZM218 53H219V52H218ZM229 53H230V51H229ZM231 53H232V51H231ZM35 54H36V53H35ZM160 54H161V53H159V55H160ZM163 54H165V53H163ZM166 54H167V53H166ZM172 54H173V53H172ZM177 54H179V53H177ZM180 54H181V53H180ZM180 54H179V55H180ZM220 54H221V53H220ZM220 54H219V55H220ZM52 55H53V54H52ZM92 55H93V56H92ZM124 55H127V56L130 57V58L128 59L129 61H127V60H125V59L123 58ZM143 55H144V54H141V56H143ZM150 55H151V54H150ZM159 55H158V56H159ZM168 55L171 56L170 54H168ZM175 55H176V54H175ZM175 55H174V56H175ZM30 56H32V55H30ZM33 56L35 57V55H33ZM46 56H47V55H46ZM91 56H92V57H91ZM144 56H145V55H144ZM148 56H149V55H148ZM148 56H147V57H148ZM155 56H156V55H155ZM188 56H189V55H188ZM18 57H20V56H18ZM47 57H48V56H47ZM49 57H50V56H49ZM51 57H52V56H51ZM51 57H50V58H51ZM145 57H146V56H145ZM160 57H161V56H160ZM175 57H176V56H175ZM180 57H181V56H180ZM180 57H179V58H180ZM184 57H185V56H184ZM30 58H31V57H30ZM52 58H53V57H52ZM54 58H55V57H54ZM138 58H139V57H138ZM163 58H164V57H163ZM182 58H183V57H182ZM209 58H211V57H209ZM214 58H215V57H214ZM27 59H28V58H27ZM43 59H44V58H43ZM160 59H162V58H160ZM169 59H170V58H169ZM176 59H178V57H177ZM195 59H196V58H195ZM206 59H207V58H206ZM91 60H92V61H91ZM152 60H154V59H151V61H152ZM155 60H156V59H155ZM157 60H158V59H157ZM157 60H156V61H157ZM180 60H181V59H180ZM190 60H191V59H190ZM198 60H199V59H198ZM198 60H197V61H198ZM201 60H202V58H201ZM204 60H205V59H204ZM207 60H208V59H207ZM209 60H210V59H209ZM229 60H230V59H229ZM37 61H38V60H37ZM54 61H56V65H55ZM137 61H139V60H137ZM146 61H148V60H146ZM170 61H171V60H170ZM185 61H186V60H185ZM227 61H228V60H227ZM27 62H28V61H27ZM32 62H33V61H32ZM65 62H67V63L69 64V66H68ZM114 62H115V61H114ZM148 62H149V61H148ZM154 62H155V61H154ZM173 62H174V61H173ZM173 62H172V65H174ZM199 62H200V61H199ZM199 62H198V63H199ZM203 62H205V61H203ZM228 62H229V61H228ZM38 63H39V62H38ZM111 63H112V62H111ZM118 63H119V62H118ZM129 63H130V62H129ZM140 63H141V62H140ZM150 63H151V62H150ZM155 63H156V62H155ZM155 63H154L153 65H155ZM163 63H164V62H163ZM166 63H167V62H166ZM169 63H170V62H169ZM169 63H168V64H169ZM175 63H176V62H175ZM181 63H182V62H181ZM194 63H195V62H194ZM205 63H208V61L205 62ZM205 63H204V64H205ZM59 64H62V65H63V68H64L65 65H66V68L64 69V70H65V75H64V73H62L63 71H59V68L57 67V65H59ZM97 64H99V63L97 62ZM109 64H110V63H109ZM109 64L106 65L107 68H108V65H109ZM112 64H113V63H112ZM144 64H145V63H144ZM146 64H147V63H146ZM146 64H145V65H146ZM151 64H152V63H151ZM170 64H171V63H170ZM201 64L203 65V63H201ZM201 64H200V65H201ZM234 64H235V63H234ZM118 65H119V64H118ZM121 65H122V63H121ZM121 65H120V66H121ZM123 65H122V66H123ZM139 65H140V64H139ZM145 65H144V66H145ZM160 65H161V64H160ZM172 65H171V66H172ZM175 65H176V64H175ZM196 65H197V64H196ZM200 65H199V66H200ZM202 65H201V66H202ZM209 65H210V64H209ZM216 65H217V64H216ZM35 66H36V65H35ZM49 66H51V68H49ZM114 66H115V65H114ZM120 66H119V67H120ZM148 66H149V65H148ZM155 66H156V65H155ZM166 66H168V65H166ZM185 66H186V65H185ZM205 66H206V65H205ZM205 66H204V67H205ZM92 67H93V66H92ZM104 67H105V66H104ZM110 67H111V66H110ZM128 67L130 68V67H134V66H130V65H129ZM128 67H127V69H128ZM141 67H142V64H141ZM152 67H154V66H152ZM210 67H211V66H210ZM219 67H221L220 64H219ZM99 68H100V67H99ZM111 68H112V67H111ZM148 68H149V67H148ZM164 68H165V67H164ZM169 68H170V66H169ZM190 68H191V67H190ZM197 68H199V67L196 66V69H197ZM208 68H209V67H208ZM214 68H216V67L214 66ZM25 69H26V68H25ZM92 69H93V68H92ZM119 69H120V68H119ZM130 69H131V68H130ZM134 69H135V68H134ZM137 69H138V68H137ZM142 69L144 70V67H143ZM151 69H152V68H151ZM171 69L173 70V67H172ZM205 69H207V68H205ZM235 69H236V68H235ZM235 69H234V70H235ZM240 69H241V68H240ZM28 70H29V69H28ZM103 70H104V69H103ZM123 70H124V69H123ZM125 70H126V68H125ZM140 70H141V68H140ZM140 70H139V71H140ZM143 70H141V71H143ZM146 70H147V68H146ZM183 70H184V69H183ZM187 70H188V69H187ZM187 70L185 69V71H187ZM191 70H192V68H191ZM198 70H201V69H198ZM202 70H203V69H202ZM208 70H209V69H208ZM208 70H206V71H208ZM215 70H216V69H214L213 71H215ZM232 70H233V69H232ZM236 70H237V69H236ZM236 70H235V71H236ZM246 70H247V69H246ZM116 71H117V70H116ZM118 71H119V70H118ZM150 71H151V70H150ZM166 71H167V70H166ZM188 71H189V70H188ZM193 71H194V69H193ZM195 71H196V70H195ZM211 71H212V70H211ZM220 71H221V70H220ZM230 71H231V70H230ZM235 71H233V72H235ZM237 71H238V70H237ZM75 72H76V71H75ZM75 72H72V73H75ZM96 72H97V71H96ZM106 72H107V71H106ZM146 72H148V71H146ZM151 72H152V71H151ZM153 72H154V71H153ZM161 72H162V71H161ZM173 72H174V71H173ZM208 72H210V71H208ZM208 72H207V73H208ZM222 72H223V71H222ZM239 72H240V71H239ZM104 73H105V72H104ZM120 73H121V71H120ZM124 73H125V72H124ZM126 73H127V72H126ZM128 73H129V72H128ZM131 73H132V72H131ZM131 73L129 74L130 76H131ZM135 73H136V72H135ZM149 73H150V72H149ZM167 73H168V71H167ZM177 73H178V72H177ZM177 73H176V74H177ZM191 73H192V72H191ZM216 73H217V72H216ZM23 74H24V73H23ZM83 74H84V76H85V75H88V73H83ZM97 74H98V73H97ZM100 74H101V73H100ZM100 74H99V75H100ZM102 74H103V73H102ZM108 74H109V73H108ZM142 74H143V72H142ZM146 74H147V73H146ZM154 74H156V73H153V75H154ZM160 74H161V73H160ZM162 74H164V73H162ZM168 74H169V73H168ZM171 74H172V73H171ZM181 74H182V73H181ZM183 74H184V73H183ZM183 74H182V75H183ZM221 74H222V73H221ZM237 74H238V72H237ZM105 75H107V74H105ZM111 75H113V73H112ZM121 75H122V74H121ZM121 75H120V76H121ZM129 75H127V76L129 77ZM139 75H140V77H138V78H141V74H139ZM143 75H144V74H143ZM156 75H157V74H156ZM156 75H155V76H156ZM164 75H165V74H164ZM177 75H178V74H177ZM190 75H191V74H190ZM193 75H194V73H193ZM197 75H198V74H197ZM214 75H215V74H214V72H213V77H214ZM238 75H239V74H238ZM33 76H34V77H33ZM95 76H96V75H95ZM113 76H114V75H113ZM116 76H117V75H116ZM118 76H119V74H118ZM170 76H171V75H170ZM201 76L204 77L205 75H201ZM201 76H200V77H201ZM209 76H210V75H209ZM211 76H212V75H211ZM32 77H33V78H32ZM122 77H123V75H122ZM149 77H150V75H149ZM194 77H195V76H194ZM222 77H223V76H222ZM30 78H32V79H30ZM96 78H97V77H96ZM96 78H94V79H96ZM99 78H100V77H99ZM116 78H117V77H116ZM123 78L125 79V77H123ZM133 78H134V77H133ZM185 78H186V77H185ZM190 78H191V77H190ZM206 78H208V77H206ZM214 78H215V77H214ZM219 78H220V77H219ZM219 78H218V79H219ZM229 78H230V77H229ZM229 78H228V80H230ZM234 78H235V77H234ZM85 79H86V78H85ZM106 79H107V78H106ZM106 79H105V80H106ZM113 79H114V78H112V80H113ZM118 79H119V78H118ZM126 79H127V78H126ZM143 79H144V78H143ZM161 79H162V78H161ZM167 79H168V78H167ZM174 79H175V78H174ZM174 79H173V80H174ZM195 79H196V78H195ZM208 79H211V77L208 78ZM215 79H216V78H215ZM218 79H217V80H218ZM220 79H221V81H222V78H220ZM220 79H219V80H220ZM240 79H241V78H240ZM88 80H89V79H88ZM96 80H97V79H96ZM108 80H109V79H108ZM120 80H122V78H120ZM145 80H146V79H145ZM148 80H149V78H148ZM152 80H153V78H152ZM168 80H169V79H168ZM170 80H171V79H170ZM189 80H190V79H189ZM203 80H204V79H203ZM231 80H232V79H231ZM233 80H234V79H233ZM110 81H111V80H110ZM110 81H109V82H110ZM117 81H118V80H117ZM135 81L137 82L136 79H135ZM143 81H144V80H143ZM143 81H142V82H143ZM193 81H194V80H193ZM193 81H192V82H193ZM213 81H214V80H213ZM0 82H1V80H0ZM100 82H101V81H100ZM109 82H108V83H109ZM123 82H124V81H123ZM132 82H133V81H132ZM138 82H139V81H138ZM140 82H141V80H140ZM142 82H141V85L139 84L140 86H142V84H143ZM144 82H145V81H144ZM149 82H150V81H149ZM162 82H163V81H162ZM162 82H161V83H162ZM171 82H172V81H171ZM171 82H170V83H171ZM192 82H191V83H192ZM195 82H196V81H195ZM200 82H201V81H200ZM203 82L205 83L206 81H203ZM207 82H208V80H207ZM207 82H206V83H207ZM211 82H212V81H211ZM231 82H232V81H231ZM62 83H63V82H62ZM95 83H96V82H95ZM97 83H98V82H97ZM104 83H105V82H104ZM111 83H112V82H111ZM111 83H110V84H111ZM116 83H117V82H116ZM121 83H122V82H121ZM126 83H127V81H126ZM129 83H130V82H129ZM133 83H134V82H133ZM146 83H147V82H146ZM150 83H152V82H150ZM170 83H169V84H170ZM221 83H223V81H222ZM226 83H227V81H226ZM243 83H244V82H243ZM243 83H241V84H243ZM92 84H93V83H92ZM98 84H99V83H98ZM110 84H109V87L112 85V84H111V85H110ZM113 84H114V83H113ZM147 84H148V83H147ZM152 84H153V83H152ZM155 84H156V83H155ZM157 84H158V82H157ZM163 84H164V83H163ZM165 84H166V82H165ZM212 84H213V83H212ZM217 84H218V83H217ZM217 84H216V85H217ZM227 84H228V83H227ZM237 84H238V83H237ZM239 84H240V83H239ZM100 85H101V84H100ZM114 85H116V84H114ZM125 85H126V84H125ZM130 85H132V84H130ZM135 85L137 86L138 84L135 83ZM153 85H154V84H153ZM178 85H180V83H179ZM194 85H195V83H194ZM202 85H203V84H202ZM205 85H206V84H205ZM209 85H210V84H209ZM213 85H214V84H213ZM216 85H215V86H216ZM218 85H219V84H218ZM221 85L223 86V84H221ZM29 86H27V87H29ZM97 86H98V85H97ZM104 86H105V85H104ZM123 86H124V85H123ZM127 86H128V84H127ZM143 86H144V85H143ZM143 86H142V87H143ZM156 86L158 87L159 85H156ZM165 86H166V85H165ZM174 86H175V85H174ZM199 86H200V85H199ZM206 86H208V85H206ZM236 86H237V85H236ZM240 86H241V85H239V87H240ZM244 86H245V85H244ZM247 86H248V85H246L245 87H247ZM92 87H94V86H92ZM98 87H99V86H98ZM100 87H101V86H100ZM130 87H131V86H130ZM130 87H128V88L130 89ZM132 87H134V86H132ZM132 87H131V88H132ZM142 87H141V88H142ZM159 87H161V85H160ZM162 87H163V86H162ZM171 87H172V86H171ZM176 87H177V86H176ZM176 87H175V88H176ZM191 87H192V86H191ZM193 87H194V86H193ZM197 87H198V86H197ZM203 87H204V86H203ZM203 87H202V88H203ZM213 87H214V86H213ZM213 87H211V88H213ZM229 87H230V86H229ZM232 87H233V86H232ZM239 87H238V88L236 87L237 90L239 89ZM0 88H4V85H1V84H0ZM62 88H63V87H62ZM96 88H97V87H96ZM112 88H113V87H112ZM115 88H116V87H115ZM118 88H119V86H118ZM121 88H122V87H121ZM124 88H125V86H124ZM146 88H147V87H146ZM151 88L154 89L153 86H152ZM155 88H156V87H155ZM163 88H164V87H163ZM166 88H168V86H167ZM173 88H174V87H173ZM178 88H179V86H178ZM204 88H205V87H204ZM204 88H203V89H204ZM206 88H207V87H206ZM225 88H226V87H225ZM250 88H251V87H249V89H250ZM59 89H60V87H59ZM104 89H105V88H104ZM107 89H108V86H107V88H106V91H107ZM109 89H110V88H109ZM132 89H133V88H132ZM137 89H138V88H137ZM137 89H136V90H137ZM144 89H145V88H144ZM147 89L150 90V87L147 88ZM161 89H162V88H161ZM164 89H165V88H164ZM176 89H177V88H176ZM193 89H194V88H193ZM198 89H199V88H198ZM208 89L210 90V88H208ZM220 89H221V88H220ZM222 89H223V87H222ZM240 89H241V88H240ZM64 90H65V89H64ZM95 90H97V89H95ZM95 90H94V91H95ZM112 90H113V89H112ZM121 90H122V89H121ZM123 90H124V89H123ZM125 90H126V89H125ZM127 90H128V89H127ZM133 90H134V89H133ZM139 90H140V88H139ZM141 90H143V89H141ZM149 90H148V91H149ZM167 90H168V89H167ZM169 90H170V89H169ZM171 90H172V89H171ZM174 90H175V89H174ZM178 90H179V89H178ZM201 90H202V89H201ZM205 90H206V89H205ZM205 90H204V91H205ZM211 90H213V89H211ZM218 90H219V89H218ZM223 90H224V89H223ZM60 91H61V90H60ZM89 91H90V90H89ZM114 91H115V89H114ZM116 91H117V88H116ZM118 91H119V90H118ZM118 91H117V92H118ZM137 91H138V90H137ZM146 91H147V90H146ZM148 91H147V92H148ZM156 91H157V90H156ZM160 91H162V90H160ZM204 91H203V92H204ZM215 91H217V90L215 89ZM220 91H221V90H220ZM234 91H235V90H234ZM238 91H239V90H238ZM245 91H246V90H244V92H245ZM248 91H249V90H248ZM98 92L100 93L101 91L99 90ZM98 92H97V93H98ZM122 92H123V91H122ZM122 92H121V94H122ZM124 92H125V91H124ZM130 92H131V91H130ZM138 92H139V91H138ZM143 92H144V91H143ZM149 92H151V91H149ZM152 92H153V91H152ZM174 92H175V91H174ZM181 92H182V91H181ZM196 92H197V91H196ZM199 92H200V91H199ZM205 92H206V91H205ZM207 92H208V91H207ZM89 93H90V92H89ZM91 93H92V92H91ZM91 93H90V94H91ZM93 93H94V92H93ZM128 93H129V92H128ZM131 93H132V92H131ZM135 93H137V92H135ZM135 93H134V91H133L132 94H135ZM155 93H156V92H155ZM157 93H158V92H157ZM164 93H165V92H164ZM168 93H169V92H168ZM177 93H178V92H177ZM192 93H194V91H193ZM221 93H222V92H221ZM227 93H228V92H227ZM94 94H95V93H94ZM111 94H112V93H111ZM113 94H115V93H113ZM126 94H127V93H126ZM126 94L123 93V95H126ZM147 94L149 95V93H147ZM147 94H145V95H147ZM165 94H166V93H165ZM165 94H164V95H165ZM169 94H170V93H169ZM195 94H196V93H195ZM219 94H220V93H219ZM222 94H223V93H222ZM99 95H101V94H99ZM103 95H104V94H103ZM103 95H102V96H103ZM105 95H106V94H105ZM105 95H104V97H105ZM107 95H108V94H107ZM109 95H110V94H109ZM119 95H120V94H119ZM123 95H122V97H123ZM138 95H139V93H138ZM157 95H158V94H157ZM166 95H167V94H166ZM173 95H175V93H174ZM180 95H181V94H180ZM198 95H199V94H198ZM200 95H201V94H200ZM203 95H204V94H203ZM216 95H217V94H216ZM96 96H98V95L96 94ZM117 96H118V95H117ZM132 96H133V95H132ZM134 96H135V95H134ZM143 96H144V95H143ZM168 96H169V95H168ZM189 96H190V95H189ZM189 96H188V97H189ZM192 96H193V95H192ZM196 96H197V95H196ZM196 96L194 95L193 97H196ZM206 96H208V94H207ZM213 96H214V98L216 97L215 94H214ZM231 96H232V95H231ZM90 97H92V96L90 95ZM99 97H100V96H99ZM99 97H98V98H99ZM104 97H103V99H104ZM110 97H111V96H110ZM129 97H130V95H129ZM135 97H137V94H136ZM148 97H149V96H148ZM148 97H147V98H148ZM152 97H154V95H153ZM170 97H171V94H170ZM172 97H173V96H172ZM180 97H181V96H180ZM198 97H199V96H198ZM225 97H226V96H224V98H225ZM49 98H48V99H49ZM86 98H87V97H86ZM88 98H89V97H88ZM95 98H96V97H95ZM98 98H96V99H98ZM105 98H108V99H109V97H105ZM111 98H112V97H111ZM111 98H110V99H111ZM113 98H114V97H113ZM113 98H112V99H113ZM133 98H134V97H133ZM156 98H158V97H156ZM168 98H169V97H168ZM175 98H176V97H175ZM200 98H202V97H200ZM200 98H199V99H200ZM210 98H211V96H210ZM222 98H223V96H222ZM226 98H227V97H226ZM90 99H91V98H90ZM110 99H109V100H110ZM125 99H126V97H125ZM125 99H124V100H125ZM128 99H129V98H128ZM142 99H143V98H142ZM165 99H166V98H165ZM173 99H174V98H173ZM199 99H198V100H199ZM202 99L204 100V98H202ZM205 99H206V98H205ZM218 99H220V98H218ZM0 100H1V99H0ZM17 100H18V98H17ZM86 100H87V99H86ZM92 100H94V98H93ZM106 100H107V99H105V101H106ZM131 100H132V99H131ZM136 100H137V98H136ZM138 100H139V99H138ZM138 100H137V102H139ZM147 100H148V99H147ZM150 100H152V99H150ZM168 100H169V99H168ZM175 100H176V99H175ZM183 100H184V99H183ZM195 100H196V99H195ZM209 100H210V99H209ZM211 100H212V98H211ZM214 100H216V99H214ZM227 100H229V98H228ZM114 101H115V100H114ZM125 101H126V100H125ZM142 101H143V100H142ZM142 101H141V103H142ZM152 101H153V100H152ZM152 101H150V102L152 103ZM172 101H173V100H172ZM178 101H180V100H178ZM184 101H185V100H184ZM187 101H188V100H187ZM199 101H201V100H199ZM248 101H249V100H248ZM248 101H247V102H248ZM258 101H260V100L258 99ZM95 102H97V100H96ZM118 102H119V101H118ZM153 102H154V101H153ZM157 102H158V100H157ZM159 102H160V101H159ZM162 102H164V101H162ZM166 102H167V101L165 100V103H166ZM189 102H190V101H189ZM192 102H194V101L192 100ZM202 102H203V101H202ZM206 102H207V101H206ZM209 102H210V101H209ZM247 102H246V103H247ZM262 102H263V101H262ZM262 102H261V103H262ZM84 103H85V102H84ZM90 103H91V101H90ZM101 103H103V102H101ZM101 103H100V104H101ZM108 103H109V101H108ZM112 103H113V102H112ZM120 103H121V102H120ZM120 103H119V104H120ZM134 103H136V102H134ZM148 103H149V102H148ZM172 103H173V102H172ZM180 103H182V102H180ZM180 103H179V104H180ZM183 103H184V102H183ZM199 103H201V102H199ZM217 103H218V102H217ZM234 103H236V102H234ZM71 104H72V103H71ZM71 104H70V106H71ZM87 104H88V101H87ZM105 104H106V103H105ZM122 104H123V103H122ZM128 104H129V103H128ZM132 104H133V102H132ZM132 104L130 103V105H132ZM142 104H144V103H142ZM152 104H153V103H152ZM162 104H163V103H162ZM167 104H168V103H167ZM176 104H177V103H176ZM176 104H175V105H176ZM186 104H187V103H186ZM196 104H197V103H196ZM205 104H206V103H205ZM232 104H233V103H232ZM248 104H249V103H248ZM258 104H259V103H258ZM19 105H21V104H19ZM39 105H40V104H39ZM79 105H80V104H79ZM84 105H86V104H84ZM91 105H92V104H91ZM93 105H94V104H93ZM103 105H104V104H103ZM111 105H112V104H111ZM126 105H127V104H126ZM134 105H135V104H134ZM136 105H137V104H136ZM148 105H149V104H148ZM148 105H147V106H148ZM157 105H158V104H157ZM159 105H160V104H159ZM171 105H172V104H171ZM177 105H178V104H177ZM181 105H182V104H181ZM202 105H203V103H202ZM206 105H207V104H206ZM212 105H213V104H212ZM214 105L216 106V104H214ZM234 105H235V104H234ZM246 105H247V104H246ZM263 105H264V104H263ZM86 106H87V105H86ZM101 106H102V105H101ZM106 106H108V105H106ZM121 106H122V105H121ZM139 106H140V105H139ZM139 106H138V107H139ZM141 106H143V105H141ZM149 106H150V105H149ZM153 106H154V105H153ZM160 106H161V105H160ZM166 106H167V105H166ZM166 106H165V104H164V107H166ZM172 106H173V105H172ZM187 106H188V105H187ZM189 106H190V105H189ZM193 106H195V104H194ZM197 106H198V105H197ZM207 106H208V105H207ZM209 106H210V105H209ZM230 106H231V105H230ZM230 106H229V107H230ZM48 107H49V106H48ZM79 107H80V106H79ZM88 107H89V106H87V108H88ZM93 107H94V106H93ZM116 107H117V106H116ZM118 107L120 108L119 105H118ZM118 107H117V108H118ZM123 107H124V106H123ZM128 107H129V105H128ZM150 107H151V106H150ZM156 107H157V106H156ZM161 107H162V106H161ZM169 107H170V104H169ZM169 107H168V108H169ZM176 107H177V106H176ZM200 107H202V106H200ZM200 107H198V108H200ZM216 107H217V106H216ZM239 107H240V106H239ZM250 107H251V106H250ZM18 108H19V107H18ZM90 108H91V107H90ZM95 108H96V107H95ZM95 108H94V109H95ZM97 108H98V107H97ZM109 108L111 109V107H109ZM117 108H116V109H117ZM129 108H130V107H129ZM131 108H136V107H135V106L133 107V105H132ZM140 108H141V107H140ZM145 108H146V107H145ZM158 108H159V107H158ZM218 108H219V107H218ZM244 108H245V107H244ZM247 108H248V107H247ZM91 109H92V108H91ZM101 109H102V107H101ZM120 109H121V108H120ZM149 109H150V108H149ZM155 109H156V108H155ZM160 109H161V108H160ZM166 109H167V107H166ZM169 109H170V108H169ZM191 109H192V108H191ZM210 109H211V111H212V110H213V107H210ZM214 109H215V108H214ZM221 109H222V108H221ZM226 109H227V107H226ZM228 109H229V108H228ZM241 109H242V108H241ZM260 109H262V108H260ZM83 110H84V109H83ZM86 110H87V109H86ZM89 110H90V109H89ZM103 110H104V109H103ZM105 110H106V109H105ZM118 110H119V109H118ZM125 110L129 111V109H124V111H125ZM137 110H138V109L136 108L134 114L136 113ZM161 110H162V109H161ZM182 110H183V109H182ZM184 110H185V109H184ZM186 110H187V109H186ZM188 110H189V109H188ZM188 110H187V111H188ZM192 110H193V109H192ZM202 110H203V109H202ZM205 110H206V109H205ZM205 110H204V111H205ZM215 110H216V109H215ZM222 110H223V109H222ZM230 110H231V109H230ZM263 110H264V109H263ZM84 111H85V110H84ZM84 111H83V112H84ZM92 111H94V110H92ZM92 111H91V112H92ZM98 111H99V110H98ZM110 111H112V110H110ZM114 111H115V110H114ZM121 111H122V109H121ZM144 111H146V110H144ZM147 111H148V110H147ZM177 111H178V109H177ZM194 111H195V110H194ZM217 111H218V110H217ZM246 111H247V110H246ZM253 111H254V110H253ZM253 111H252V112H253ZM258 111H260V110L258 109ZM258 111H257V113H259ZM16 112H17V108H16V105H15V104H13V103H8V102L6 103V102H2V101H0V117H2L3 115H9V116H10V117H9V123H6V120H5V119H1V120H0V126L3 125V126H7L8 128H9V127L12 128L13 126L21 125L20 130H19L18 132H21V131L24 129V126H23L22 124H25L26 128H28V125H27L28 122L25 121L22 117H19L20 114H18V113H16ZM87 112H88V110H87ZM103 112H104V111H103ZM107 112H109V111H107ZM140 112H141V111H140ZM150 112H151V110H150ZM168 112H169V111H168ZM178 112H180V111H178ZM185 112H186V111H185ZM189 112H190V110H189ZM191 112H192V111H191ZM196 112H198V111H196ZM199 112H200V111H199ZM202 112H203V111H202ZM236 112H237V110H236ZM250 112H251V111H250ZM88 113H90V112H88ZM94 113H95V112H94ZM96 113H98V112H96ZM123 113H124V112H123ZM132 113H133V112H132ZM138 113H139V111H138ZM143 113H145V112H143ZM157 113H158V110H157ZM159 113H160V112H159ZM159 113H158V114H159ZM170 113H171V112H170ZM194 113H195V112H194ZM203 113H204V112H203ZM207 113H208V112H207ZM207 113H205V114H207ZM214 113H216V112H214ZM218 113H219V112H218ZM218 113H217V114H218ZM221 113H222V112H221ZM229 113H230V112H229ZM255 113H256V111H255ZM257 113H256V114H257ZM46 114H47V113H46ZM100 114H101V113H100ZM110 114H112V113H110ZM120 114H121V113H120ZM120 114H119V116H120ZM125 114H126V113H125ZM136 114H137V113H136ZM148 114H149V113H148ZM160 114H161V113H160ZM165 114H166V113H165ZM186 114H187V112H186ZM186 114H185V116H186ZM196 114H197V113H196ZM196 114H195V116H196ZM209 114H210V112H209ZM209 114H208V115H209ZM217 114H216V115H217ZM251 114H253V113H251ZM49 115H50V114H49ZM123 115H124V114H123ZM130 115H132V114H130ZM130 115H129V117H130ZM150 115H151V114H150ZM170 115H171V114H170ZM181 115H182V113H181ZM187 115H188V114H187ZM189 115H191V113H190ZM201 115H202V114H201ZM221 115H222V114H221ZM235 115H236V114H235ZM239 115H240V114H239ZM239 115H237V117H238ZM241 115H242V114H241ZM261 115H262V114H261ZM263 115H264V114H263ZM52 116H53V115H52ZM76 116H77V115H76ZM92 116H93V115H92ZM104 116H107V115H104ZM110 116H111V115H110ZM119 116H118V117H119ZM125 116H126V115H124V117H125ZM127 116H128V115H127ZM132 116H133V115H132ZM157 116H158V115H157ZM165 116H166V115H165ZM178 116H179V115L177 114V117H178ZM198 116H199V115H198ZM204 116H205V115H204ZM209 116H212V115L210 114ZM209 116H208V117H209ZM217 116H218V115H217ZM217 116H216V117H217ZM223 116H224V113H223ZM244 116L246 117V114H244ZM247 116H248V113H247ZM257 116H258V115H257ZM80 117H81V116H80ZM107 117H108V116H107ZM116 117H117V116H116ZM129 117H128V118H129ZM137 117H138V116H137ZM137 117H135V118H137ZM141 117H142V116H141ZM154 117H155V116H154ZM170 117H171V116H170ZM187 117H189V116H187ZM191 117H192V116H191ZM202 117H203V116H202ZM242 117H243V115H242ZM249 117H250V116H249ZM249 117H248V119H249ZM251 117H252V115H251ZM254 117H255V116H254ZM48 118H49V117H48ZM71 118H72V117H71ZM83 118H84V117H83ZM110 118H111V117H110ZM121 118H122V117H121ZM138 118H140V115H139ZM145 118H146V117H145ZM150 118H151V116H150ZM165 118H166V117H165ZM171 118H172V117H171ZM171 118H170V121L172 122L173 120H171ZM175 118H176V117H175ZM175 118H174V119H175ZM179 118H181V117H178V120H179ZM195 118H196V117H194V120H195ZM200 118H201V117H200ZM200 118H199V119H200ZM204 118H207V116L204 117ZM209 118H210V117H209ZM213 118H214V117H213ZM213 118H212V119H213ZM225 118H226V116H225ZM238 118H239V117H238ZM246 118H247V117H246ZM246 118H245V120H246ZM256 118H257V117H256ZM260 118H261V117H260ZM262 118H263V117H262ZM46 119H47V118H46ZM62 119H64V118H62ZM117 119H118V118H117ZM117 119H116V120H117ZM132 119H134V118H132ZM146 119H147V118H146ZM151 119H152V118H151ZM151 119H150V120H151ZM197 119H198V118H197ZM199 119H198V120H199ZM202 119H203V118H202ZM202 119H200V121H201ZM218 119H219V118H218ZM220 119H221V118H220ZM222 119H223V118H222ZM228 119H229V118H228ZM234 119H235V118H234ZM234 119H233V120H234ZM251 119H252V118H251ZM113 120H114V118H113ZM120 120H121V119H120ZM129 120H130V119H128V122H129ZM139 120H141V119H139ZM148 120H149V119H148ZM152 120H153V119H152ZM156 120H157V119H156ZM164 120H165V119H164ZM167 120H168V119H167ZM187 120H188V119H187ZM189 120H190V119H189ZM192 120H193V118H192ZM203 120H204V119H203ZM213 120H215V119H213ZM216 120H217V119H216ZM237 120H238V119H237ZM249 120H250V119H249ZM252 120H253V119H252ZM258 120H259V117H258ZM260 120H261V119H260ZM55 121H56V123H57V122H58V119H55ZM70 121H71V120H70ZM76 121H78V120H76ZM81 121H82V120H81ZM84 121H85V120H84ZM121 121H122V120H121ZM125 121H126V119H125ZM133 121L135 122V120H133ZM185 121H186V120H185ZM206 121H207V119H206ZM217 121H218V120H217ZM219 121H220V120H219ZM224 121H227V120H224ZM29 122H30V121H29ZM122 122H123V121H122ZM131 122H132V121H131ZM146 122H147V121H146ZM179 122L181 123V121H179ZM183 122H184V121H183ZM191 122H192V121H191ZM194 122H195V121H194ZM203 122H204V121H203ZM207 122H209V121H207ZM230 122H231V121H230ZM234 122H236V120H235ZM234 122H233V123H234ZM237 122H238V121H237ZM76 123H77V122H76ZM78 123H80V122H78ZM78 123H77V124H78ZM123 123H124V122H123ZM126 123H127V122H126ZM140 123H141V122H140ZM142 123H143V121H142ZM144 123H145V122H144ZM150 123H151V122H150ZM167 123H168V122H167ZM172 123H173V122H172ZM174 123H175V122H174ZM174 123H173V124H174ZM180 123H179V124H180ZM188 123H189V122H188ZM218 123H219V122H218ZM220 123H221V121H220ZM220 123H219V124H220ZM224 123H225V122H224ZM233 123L231 124L232 126H233ZM242 123H244V122H241V124H242ZM256 123H257V122H256ZM259 123H262V122H259ZM5 124H6V125H5ZM62 124H63L64 126L70 125V123H69V121H68L67 119L62 120ZM87 124H88V123H87ZM131 124H132V123H131ZM138 124H139V123H138ZM147 124H148V123H147ZM152 124H153V123H152ZM193 124H196V123H193ZM215 124H217V123H215ZM215 124H214V126H215ZM219 124H218V125H219ZM238 124H240V123H238ZM263 124H264V123H263ZM106 125H107V124H106ZM127 125H128V124H126V126H127ZM159 125H161V124H159ZM159 125H158V126H159ZM169 125H170V122H169ZM180 125H182V124H180ZM190 125H192V123H191ZM204 125H205V124H204ZM209 125H210V124H209ZM224 125H225V124H224ZM229 125H230V124H229ZM229 125H228V126H229ZM247 125H248V123H247ZM257 125H258V123H257ZM259 125H260V124H259ZM70 126H71V125H70ZM74 126H75V125H74ZM76 126H77V125H76ZM93 126H94V125H93ZM129 126H130V125H129ZM161 126H162V125H161ZM173 126H174V125H172V127H173ZM182 126H183V125H182ZM182 126H181V128L184 127V126H183V127H182ZM187 126H188V125H187ZM216 126H217V125H216ZM222 126H223V122H222ZM222 126H221V127H222ZM238 126H239V125H238ZM238 126H237V127H238ZM240 126H241V125H240ZM242 126H243V124H242ZM248 126H249V125H248ZM262 126H264V125H262ZM77 127H78V126H77ZM104 127H105V126H104ZM146 127H147V126H146ZM153 127H154V126H153ZM163 127H164V126H163ZM174 127H175V126H174ZM199 127H200V126H199ZM202 127H203V125H202ZM207 127H208V126H207ZM233 127H234V126H233ZM244 127H245V126H243L242 128L244 129ZM45 128H46V127H45ZM73 128H74V127H73ZM78 128H79V127H78ZM87 128H90L89 125H85V127H83V129H87ZM108 128H110V127H108ZM151 128H152V126H151ZM165 128H166V127H165ZM194 128H195V127H194ZM204 128H205V126H204ZM212 128H213V127H212ZM226 128H227V126H226ZM234 128H235V127H234ZM234 128H233V129H234ZM249 128H250V127H249ZM249 128H248V129H249ZM253 128H254V127H253ZM0 129H1V128H0ZM154 129L156 130V128H154ZM173 129H174V128H173ZM175 129H176V128H175ZM197 129H199V128H197ZM205 129H206V128H205ZM222 129H223V128H222ZM255 129H256V128H255ZM80 130H81V129H80ZM118 130H119V129H118ZM129 130H130V129H129ZM150 130H151V129H150ZM171 130H172V129H171ZM195 130H196V129H195ZM195 130H194V132H195ZM202 130H203V129H202ZM207 130H208V129H207ZM256 130H259V129L257 128ZM44 131H45V130H44ZM91 131H92V130H91ZM102 131H104V130H102ZM106 131L108 132V130H106ZM111 131H112V130H111ZM157 131H158V130H157ZM174 131H175V130H174ZM174 131H172V132L175 134ZM176 131H177V130H176ZM178 131H179V129H178ZM180 131H181V130H180ZM185 131H186V130H185ZM214 131H216V130H214ZM223 131H224V130H223ZM231 131H232V129H231ZM235 131H237V130L235 129ZM238 131L240 132V130H238ZM238 131H237V132H238ZM254 131H255V130H254ZM254 131H252V132H254ZM263 131H264V129H263ZM32 132H33V134L30 135V136L26 139V141H25V142L30 143V145H26V144L23 142V143H21L18 147H14V149H12L13 143L10 144V140H12V137L9 136V135H7V134L4 133V132H0V134H1V133L4 134V136L2 137V138H3V142H7V143L9 144V148L12 149L9 153H12V151H17V150H20V151H26V150L29 149V147L31 146V144H32L33 142H35V140L39 137V134H40L41 131H32ZM85 132H86V131H85ZM88 132H90V131H88ZM109 132H110V130H109ZM161 132H162V131H161ZM161 132H160V133H161ZM167 132H168V131H167ZM181 132H182V131H181ZM224 132H225V131H224ZM237 132H236V133H237ZM245 132H246V131H245ZM67 133H68V132H67ZM76 133H78V132H75V134H76ZM82 133H83V132H82ZM102 133H104V132H102ZM177 133L179 134L180 132H177ZM177 133H176V134H177ZM204 133H205V132H204ZM215 133H216V132H215ZM226 133H227V136L230 135V133H228V132H226ZM250 133H251V132H250ZM260 133H261V132H260ZM78 134H79V133H78ZM99 134H100V133H99ZM164 134H165V133H164ZM194 134H196V132H195ZM217 134H218V133H217ZM223 134H224V133H223ZM228 134H229V135H228ZM242 134H243V133H242ZM242 134H241V135H242ZM253 134H254V133H253ZM253 134H252V135H253ZM87 135H88V134H87ZM142 135H143V134H142ZM145 135L148 136L147 134H145ZM198 135H199V134H198ZM198 135H197V137H198ZM200 135H201V134H200ZM232 135H233V134H232ZM232 135H231V137H232ZM248 135H249V132H248ZM250 135H251V134H250ZM254 135H255V134H254ZM257 135H258V134H256V136H257ZM259 135H260V134H259ZM46 136H47V135H46ZM57 136H58V135H57ZM74 136H75V135H74ZM77 136H78V135H77ZM80 136H81V135H80ZM107 136H108V135H107ZM107 136H106V137H107ZM137 136H138V135H137ZM140 136H141V135H140ZM194 136H196V135H194ZM233 136H234V135H233ZM239 136H240V133H239ZM243 136H244V135H243ZM261 136H263V135H261ZM261 136H260V137H261ZM48 137H49V136H47V138H48ZM87 137H88V136H87ZM94 137H95V136H94ZM99 137H100V136H99ZM129 137H130V136H129ZM131 137L133 138V136H131ZM150 137H151V136H150ZM219 137H220V136H219ZM224 137H225V136H224ZM236 137L239 139L238 136H236ZM246 137H247V136H246ZM248 137H249V136H248ZM250 137H251V136H250ZM252 137H253V136H252ZM254 137H255V136H254ZM258 137H259V136H258ZM31 138H32V140L29 141V139H31ZM70 138H71V137H70ZM81 138H82V137H81ZM107 138H108V137H107ZM132 138H131V139H132ZM135 138H136V137H135ZM140 138H141V137H140ZM220 138H221V137H220ZM220 138H219V139H220ZM232 138H233V137H232ZM240 138H241V137H240ZM256 138H257V137H256ZM261 138H262V137H261ZM49 139H50V138H49ZM87 139H88V138H87ZM93 139H94V138H93ZM125 139H126V138H125ZM127 139H128V138H127ZM127 139H126V140H127ZM133 139H134V138H133ZM133 139H132V140H133ZM150 139H151V138H150ZM155 139H156V138H155ZM161 139H163V138H161ZM202 139H203V138H202ZM212 139H213V138H212ZM215 139H216V138H215ZM215 139H213V140H215ZM222 139H223V138H222ZM250 139H251V138H250ZM43 140H44V139H43ZM70 140H71V139H70ZM75 140L77 141L76 138H75ZM116 140L118 141V140H120V139H116ZM141 140H143V139H141ZM148 140H149V137H148ZM152 140H153V139H152ZM158 140H159V139H158ZM163 140H164V139H163ZM165 140H166V139H165ZM198 140H199V139H198ZM198 140H197V142H198ZM224 140H225V139H224ZM224 140H223V141H224ZM227 140H228V139H227ZM246 140H247V139H246ZM253 140H254V139H253ZM257 140H258V139H257ZM257 140H256V141H257ZM259 140H261V139L259 138ZM52 141H53V140H52ZM97 141H98V140H97ZM110 141L112 142V140H110ZM172 141H173V140H172ZM221 141H222V140H221ZM231 141H232V140H230V142H231ZM235 141H236V140H235ZM243 141H245V140H243ZM248 141H249V140H248ZM250 141H251V140H250ZM262 141H264V140H262ZM45 142H46V141H45ZM48 142H49V141H48ZM86 142H87V141H86ZM89 142H91V141L89 140ZM106 142H107V141H106ZM138 142H139V141H138ZM151 142H152V141H151ZM156 142H157V141H156ZM156 142H155V143H156ZM164 142H165V141H163V143H164ZM167 142H168V141H167ZM194 142H196L195 139H194ZM207 142H208V141H207ZM214 142H215V141H214ZM224 142H225V141H224ZM224 142H223V144H225ZM246 142H247V141H246ZM67 143H68V142H67ZM78 143H80V142H78ZM118 143H119V142H118ZM122 143H123V142H122ZM125 143H126V141H125ZM136 143H137V142H135V146H136ZM141 143H142V142H141ZM145 143H146V142H145ZM148 143H150V142L148 141ZM165 143H166V142H165ZM178 143H179V142H178ZM192 143H193V142H192ZM200 143H201V142H199V144H200ZM203 143H204V142H203ZM215 143H216V142H215ZM219 143H220V141L218 142V144H219ZM231 143H233V142H231ZM239 143H241V142H239ZM248 143L250 144V142H248ZM252 143H253V142H252ZM49 144H50V142H49ZM60 144H61V143H60ZM74 144H75V142H74ZM86 144H87V143H86ZM90 144H91V143H90ZM97 144H98V143H97ZM109 144H110V143H109ZM109 144H107V145H109ZM115 144H116V143H115ZM115 144H114V146H115ZM129 144H130V143H129ZM175 144H176V143H175ZM193 144H194V143H193ZM197 144H198V143H196V145H197ZM199 144H198V145H199ZM212 144H213V143H212ZM216 144H217V143H216ZM218 144H217V145H218ZM220 144H221V143H220ZM229 144H230V143H229ZM235 144H236V143H235ZM249 144H248V145H249ZM257 144H258V143H257ZM260 144H261V142H260ZM262 144H263V143H262ZM82 145H83V144H82ZM91 145H92V144H91ZM112 145H113V144H112ZM124 145H125V144H124ZM131 145H132V144H131ZM154 145H155V144H154ZM156 145H157V144H156ZM164 145H165V144H164ZM168 145H169V144H168ZM168 145H167V146H168ZM172 145H173V144H172ZM181 145H183V144H181ZM184 145H185V144H184ZM186 145H187V144H186ZM204 145H205V144H204ZM204 145H203V146H204ZM226 145H227V143H226ZM230 145H232V144H230ZM236 145H237V144H236ZM255 145H256V144H255ZM34 146H35V145H34ZM54 146H56V145H54ZM57 146H59V144H58ZM77 146H78V144H77ZM84 146H85V145H84ZM94 146H95V145H94ZM104 146H105V145H104ZM146 146H147V145H146ZM169 146H170V145H169ZM174 146H175V145H174ZM201 146H202V145H201ZM201 146H199V147H201ZM206 146H207V145H206ZM206 146H205V147H206ZM218 146H221V145H218ZM223 146H225V145H223ZM227 146H228V145H227ZM234 146H235V145H234ZM244 146H245V145H244ZM250 146H251V145H250ZM256 146L259 147V144L256 145ZM42 147H43V146H42ZM52 147H53V146H52ZM75 147H76V146H75ZM78 147H79V146H78ZM82 147H83V146H82ZM82 147H81V148H82ZM87 147H88V146H87ZM129 147L131 148V146H129ZM139 147H140V145H139ZM141 147H142V146H141ZM157 147H158V145H157ZM159 147L162 148L163 146H159ZM159 147H158V148H159ZM175 147H176V146H175ZM177 147H178V149L180 148V146H177ZM181 147H182V146H181ZM194 147H196V146H194ZM205 147H204V148H205ZM213 147H214V146H213ZM225 147H226V146H225ZM235 147H236V146H235ZM235 147H234V148H235ZM237 147H238V146H237ZM241 147H242V145H241ZM53 148H54V147H53ZM91 148H92V146H91ZM93 148H94V147H93ZM93 148H92V149H93ZM95 148H96V147H95ZM108 148H109V147H108ZM121 148H122V146H121ZM127 148H128V145H127ZM127 148H125V149H127ZM130 148H129V149H130ZM133 148H134V147H133ZM133 148H132V149H133ZM137 148H138V147H137ZM151 148L154 149V147H152V146H151ZM166 148H167V147H166ZM184 148H185V147H184ZM191 148H192V146H191ZM201 148H202V147H201ZM206 148H207V147H206ZM223 148H224V147H223ZM228 148L230 149L229 146H228ZM246 148H247V147H246ZM253 148H254V147H253ZM263 148H264V146H263ZM48 149H49V148H48ZM54 149H55V148H54ZM77 149H78V148H77ZM77 149H76V150H77ZM79 149H80V148H79ZM79 149H78V151H79ZM89 149H90V148H89ZM119 149H120V148H119ZM122 149H123V148H122ZM122 149H121V150H122ZM142 149H145V148H142ZM163 149H164V148H163ZM163 149H161V150H163ZM170 149H172V148H169V150H170ZM178 149H177V151H178ZM187 149H188V148H187ZM193 149H194V148H193ZM196 149H198V148H196ZM199 149H200V148H199ZM199 149H198V150H199ZM209 149H211V146L209 147ZM213 149H215V148H213ZM216 149H217V148H216ZM231 149H233V148H231ZM237 149H238V148H237ZM240 149H241V148H240ZM247 149H248V151H249V147H248ZM247 149H246V150H247ZM256 149H259V148H256ZM80 150H81V149H80ZM82 150H83V149H82ZM105 150H106V149H105ZM110 150H111V149H110ZM145 150H146V149H145ZM150 150H151V149H150ZM157 150H159V149H157ZM157 150L154 151V152H157ZM194 150H195V149H194ZM198 150H197V151H198ZM219 150H221V149H219ZM219 150H218V151H219ZM234 150H235V149H233V151H234ZM238 150H239V149H238ZM253 150H255V149H253ZM253 150H252V151H253ZM261 150L263 151V149H261ZM122 151H123V150H122ZM126 151H127V150H126ZM133 151H135V149H134ZM147 151H148V150H147ZM173 151H174V149H173ZM177 151H176V152H177ZM195 151H196V150H195ZM205 151H206V150H205ZM210 151H211V150H209V152H210ZM212 151H213V150H212ZM212 151H211V152H212ZM228 151H229V150H228ZM228 151H227V152H228ZM230 151L232 152V150H230ZM250 151H251V150H250ZM250 151H249V152H250ZM252 151H251V152H252ZM255 151H257V150H255ZM98 152H99V150H98ZM98 152H97V153H98ZM102 152H103V151H102ZM104 152H105V151H104ZM107 152H108V151H107ZM110 152H112V151H110ZM120 152H121V151H120ZM130 152H131V151H130ZM140 152H141V151H140ZM143 152H144V151H143ZM145 152H146V151H145ZM165 152H166V151H165ZM179 152H180V151H179ZM190 152H191V151H190ZM202 152H203V151H202ZM207 152H208V151H207ZM219 152H220V151H219ZM243 152H244V151H243ZM257 152H258V151H257ZM43 153H44V152H43ZM53 153H54V152H53ZM78 153H79V152H78ZM89 153H90V151H89ZM125 153H126V152H125ZM127 153H128V152H127ZM135 153H136V152H135ZM135 153H134V154H135ZM138 153H139V151H138ZM150 153H151V152H150ZM157 153H158V152H157ZM159 153H160V152H159ZM168 153H170V152H168ZM177 153H178V152H177ZM180 153H181V152H180ZM187 153H188V152H187ZM192 153H193V152H192ZM220 153H221V152H220ZM222 153H223V152H222ZM235 153H237V152H235ZM235 153H234V154H235ZM241 153H242V152H241ZM245 153H246V152H245ZM258 153H259V155H260V152H258ZM261 153H263V152H261ZM81 154H82V153H81ZM83 154H84V151H83ZM87 154H88V152H87ZM93 154H94V153H93ZM113 154H114V152H113ZM113 154H112V156H114ZM134 154H133V155H134ZM143 154H144V153H143ZM152 154H153V153H152ZM160 154H161V153H160ZM160 154H158V155H160ZM204 154H205V153H204ZM217 154H218V153H217ZM217 154H216V155H217ZM229 154H230V153H229ZM231 154H233V153H231ZM237 154H238V153H237ZM242 154H243V153H242ZM246 154H247V153H246ZM246 154H245L244 156H242L240 159H242V158L245 157V156H247V159H248V155H246ZM107 155H108V153H107ZM141 155H142V154H140V156H141ZM148 155H149V154H148ZM148 155H147V156H148ZM155 155H156V154H155ZM158 155H157V156H158ZM169 155H171V154H169ZM175 155H176V154H175ZM184 155H186V154H184ZM196 155H198V154L195 153V156H196ZM206 155H207V154H206ZM212 155L214 156V154H212ZM216 155H215V156H216ZM218 155H219V154H218ZM224 155H226V153H225ZM239 155H240V154H239ZM259 155H256V157L259 156ZM261 155H263V154H261ZM32 156H33V155H32ZM83 156H85V155H83ZM83 156H82V157H83ZM91 156H92V155H91ZM116 156H117V155H116ZM127 156H128V155H127ZM127 156H126V157H127ZM140 156H139V157H140ZM152 156H153V155H152ZM160 156H161V155H160ZM160 156H159V157H160ZM163 156H164V155H163ZM166 156H167V155H166ZM173 156H174V155H173ZM188 156H189V154H188ZM188 156H187V157H188ZM192 156H194V155H192ZM226 156H227V155H226ZM249 156H250V155H249ZM251 156H252V155H251ZM251 156H250V157H251ZM71 157L73 158V156H71ZM89 157H90V156H89ZM93 157H94V156H93ZM95 157H96V156H95ZM100 157H101V156H100ZM103 157H104V156H103ZM108 157H109V156H108ZM110 157H111V156H110ZM129 157H130V156H129ZM129 157H128V158H129ZM133 157H134V156H133ZM159 157H158V158H159ZM168 157L170 158V156H168ZM176 157H177V156H176ZM179 157H180V156H179ZM182 157H183V155H182ZM182 157H181V158H182ZM204 157H205V156H204ZM207 157H209V156H207ZM207 157H205V158L207 159ZM229 157H231V156L229 155ZM233 157H234V156H233ZM237 157H238V156H237ZM237 157H236V158H237ZM239 157H240V156H239ZM253 157H255V156H253ZM253 157H252V159H253ZM256 157H255V158H256ZM262 157H263V156H261V158H262ZM68 158H69V157H68ZM76 158H77V157H76ZM83 158H85V157H83ZM83 158H82V159H83ZM104 158H105V157H104ZM117 158H118V157H117ZM120 158H121V157H120ZM134 158H135V157H134ZM151 158H152V157H151ZM183 158H184V157H183ZM193 158H194V157H193ZM193 158H192V159H193ZM205 158H204V159H205ZM226 158H227V157H226ZM226 158H225V159H226ZM245 158H246V157H245ZM259 158H260V157H259ZM259 158H258V160H259ZM62 159H63V158H62ZM106 159L108 160V158H106ZM126 159H127V158H126ZM130 159H131V157H130ZM147 159H149V158H147ZM167 159H168V158H167ZM177 159H178V158H177ZM186 159L188 160V158H185L184 161H185ZM192 159L190 158V160H192ZM196 159H198V158H196ZM202 159H203V158H201V160H202ZM206 159H205V160H206ZM217 159H218V161H219V158H218V157H217ZM234 159H235V158H234ZM240 159H238V161H240ZM263 159H264V157H263ZM47 160H48V159H47ZM68 160H70V158H69ZM77 160H78V159H77ZM115 160H116V158H115ZM121 160H122V159H121ZM124 160H125V159H123V161H124ZM127 160H128V159H127ZM132 160H133V159H132ZM141 160H142V159H141ZM141 160H140V161H141ZM149 160H150V159H149ZM149 160H148V161H149ZM178 160H179V159H178ZM180 160L182 161V159H180ZM190 160H188V162H189ZM253 160H254V159H253ZM256 160H257V159H256ZM261 160H262V159H261ZM261 160H260V161H261ZM71 161H72V160H71ZM87 161H88V160H87ZM87 161H86V162H87ZM110 161H111V160H110ZM128 161H129V160H128ZM138 161H139V160H138ZM138 161H137V162H138ZM145 161H147V160H145ZM154 161H156V160H154ZM167 161H171V160H167ZM167 161H165V162H167ZM181 161H180V162H181ZM192 161H193V160H192ZM196 161H198V160H196ZM199 161H200V160H199ZM226 161H227V160H226ZM229 161H230V160H229ZM245 161H246V159H245ZM245 161H243L244 164H245ZM260 161H259V162H260ZM59 162H60V161H59ZM93 162H94V161H93ZM96 162H97V161H96ZM96 162H95V163H96ZM104 162H105V160H104ZM106 162H107V161H106ZM114 162H115V161H114ZM124 162H125V161H124ZM141 162H143V161H141ZM150 162H151V160H150ZM162 162H163V160H162ZM172 162H173V164H175L174 161H172ZM175 162H176V161H175ZM204 162H205V161H204ZM214 162H215V161H214ZM219 162H220V161H219ZM221 162H222V161H221ZM223 162H224V164L226 163L225 161H223ZM231 162L234 163L235 160H234V161H231ZM231 162H227V163H231ZM236 162H237V161H236ZM263 162H264V161H263ZM82 163H83V162H82ZM82 163H81V164H82ZM84 163H85V161H84ZM112 163H113V162H112ZM155 163L158 164V161L155 162ZM176 163H177V162H176ZM184 163H185V162H184ZM194 163H195V162H194ZM197 163H198V162H197ZM197 163H196V164H197ZM199 163H200V162H199ZM227 163H226L225 165H227ZM247 163H248V162H247ZM253 163H254V162H253ZM253 163H251V164H253ZM256 163H257V161H256ZM260 163H262V162H260ZM69 164H70V163H69ZM72 164H73V163H71L70 165H72ZM75 164H77V162H76ZM88 164H89V163H88ZM108 164H109V163H108ZM113 164H114V163H113ZM133 164H134V163H133ZM136 164H137V163H136ZM148 164H149V163H148ZM186 164H187V162H186ZM191 164H192V163H191ZM196 164H195V165H196ZM202 164H204V163H202ZM206 164H207V162H206ZM206 164H205V165H206ZM216 164H217V163H216ZM218 164H220V163H218ZM221 164H222V163H221ZM234 164H235V163H234ZM249 164H250V163H249ZM254 164H255V163H254ZM257 164H258V163H257ZM111 165H112V164H111ZM120 165H121V164H120ZM138 165H139V164H138ZM176 165H177V164H176ZM189 165H190V164H189ZM192 165H194V164H192ZM228 165H229V164H228ZM228 165H227V166H228ZM230 165H232V164H230ZM255 165H256V164H255ZM57 166H58V165H57ZM82 166H83V165H82ZM91 166H92V165H91ZM95 166H96V165H95ZM124 166H125V165H124ZM129 166H131V163H130ZM132 166H133V165H132ZM149 166H150V165H149ZM183 166H184V164H183ZM221 166H222V165H221ZM227 166H226V167H227ZM234 166H235V165H234ZM243 166H244V165H243ZM251 166H252V165H251ZM64 167H65V166H64ZM87 167H88V166H87ZM89 167H90V166H89ZM93 167H94V166H93ZM96 167H97V166H96ZM96 167H95V168H96ZM176 167H177V166H176ZM176 167H175V169H176ZM178 167H179V166H178ZM190 167H193V166H190ZM245 167H247V166H245ZM252 167H253V166H252ZM258 167H260V166H257L256 168H258ZM263 167H264V165H263ZM72 168H74V170H75V167H72ZM91 168H92V167H91ZM112 168H113V166H112ZM112 168H111V169H112ZM125 168H127V167H125ZM129 168H130V167H129ZM144 168H146V167H144ZM151 168H152V167H151ZM163 168H165V167H163ZM166 168H167V167H166ZM166 168H165V169H166ZM172 168H173V167H172ZM185 168H186V167H185ZM185 168H184V169H185ZM193 168H194V167H193ZM201 168H203V166H202ZM204 168H206V166H205ZM214 168H215V167H214ZM216 168H217V166H216ZM221 168H222V167H221ZM230 168H231V170H232V168L234 169V167H231V166H230ZM254 168H255V167H254ZM76 169H77V168H76ZM78 169H79V168H78ZM92 169H93V168H92ZM92 169H91V170H92ZM157 169H158V168H157ZM175 169H174V170H175ZM179 169H180V167H179ZM189 169H191V168H189ZM197 169H198V168H197ZM206 169H207V168H206ZM222 169H223V168H222ZM225 169H227V168H225ZM235 169H236V168H235ZM238 169H239V168H238ZM240 169H242V168H240ZM0 170H1V169H0ZM69 170H70V172H71V169H69ZM79 170H80V169H79ZM83 170H84V168H83ZM89 170H90V169H88V170H86V171H89ZM107 170H108V168H107ZM115 170H116V169H115ZM129 170H130V169H129ZM129 170H128V171H129ZM131 170L134 171L133 169H131ZM142 170H143V169H142ZM142 170H141V171H142ZM162 170H163V169H162ZM182 170H183V169H182ZM186 170H188V169H186ZM186 170H185L184 172H186ZM220 170H221V169H220ZM220 170H219V172H220ZM243 170H244V169H242V172H243ZM245 170H246V168H245ZM247 170H248V169H247ZM254 170L256 171V169H253L252 171H254ZM93 171H94V170H93ZM108 171H109V170H108ZM110 171H111V170H110ZM110 171H109V172H110ZM121 171H122V170H121ZM123 171H124V169H123ZM138 171H139V170H138ZM158 171H159V170H158ZM169 171H170V170H169ZM180 171H181V170H180ZM200 171H201V170H200ZM202 171H203V170H202ZM204 171H205V170H204ZM221 171H222V170H221ZM237 171H238V170H237ZM237 171H236V173H237ZM248 171H249V170H248ZM248 171H247V172H248ZM28 172H29V171H28ZM83 172L85 173V171H83ZM100 172H101V171H100ZM103 172H104V171H103ZM103 172H102V173H103ZM109 172H108V173H109ZM118 172H119V169H118ZM135 172H136V171H135ZM135 172H134V174H135ZM166 172H167V171H166ZM170 172H173V171H170ZM181 172H182V171H181ZM181 172H180V175H181ZM193 172H196V171H193ZM211 172H212V171H211ZM223 172H224V171H223ZM225 172H226V171H225ZM229 172H230V171H229ZM231 172H233V171H231ZM242 172H241V173H242ZM259 172H260V171H259ZM33 173H34V172H33ZM73 173H74V172H73ZM84 173H82V174H84ZM88 173H89V172H88ZM116 173H117V172H116ZM139 173H140V172H139ZM144 173H145V172H144ZM157 173H159V172H157ZM189 173H190V172H189ZM198 173H199V172H198ZM212 173H214V171H213ZM233 173H234V172H233ZM254 173H255V172H254ZM64 174H65V173H64ZM85 174H86V173H85ZM94 174H95V171H94ZM111 174H112V173H111ZM121 174H123V173H121ZM128 174H129V172H128ZM130 174H131V173H130ZM187 174H188V171H187ZM196 174H197V173H196ZM216 174H217V173H216ZM216 174H215V175H216ZM228 174H229V173H228ZM230 174H231V173H230ZM239 174H240V173H239ZM242 174H243V173H242ZM246 174H248V173H246ZM250 174H251V173H250ZM91 175H92V174H91ZM96 175H97V174H96ZM108 175H109V174H108ZM152 175H153V174H152ZM152 175H151V176H152ZM154 175H155V174H154ZM176 175H178V174H176ZM188 175H189V174H188ZM193 175H194V174H193ZM207 175H208V174H207ZM211 175H212V174H211ZM224 175H225V174H224ZM244 175H245V173H244ZM253 175H254V174H253ZM261 175H263V172H262ZM88 176H89V175H88ZM100 176H102V175H100ZM127 176H129V175H127ZM172 176H173V175H172ZM184 176H186V175H184ZM212 176H214V175H212ZM225 176H226V175H225ZM231 176L233 177V174H232ZM238 176H239V175H238ZM240 176H241V175H240ZM240 176H239V177H240ZM256 176H257V175H255V177H256ZM263 176H264V175H263ZM73 177H74V176H73ZM117 177H118V175H117ZM132 177H133V176H132ZM154 177L157 178V176H154ZM175 177H176V176H175ZM181 177H182V176H181ZM193 177H194V176H193ZM196 177H197V176H196ZM208 177H210V176H208ZM226 177H227V176H226ZM234 177H235V174H234ZM241 177H243V176H241ZM246 177H247V176H246ZM257 177H258V176H257ZM257 177H256L255 179H257ZM261 177H262V176H261ZM61 178H62V177H61ZM87 178H88V177H87ZM102 178H103V177H102ZM102 178H101V181H100V182H102ZM104 178H105V176H104ZM106 178H107V176H106ZM110 178H111V177H110ZM112 178H113V177H112ZM121 178H122V177H121ZM134 178H136V177L134 176ZM134 178H133V179H134ZM141 178H142V177H141ZM141 178H140V179H141ZM178 178H179V177H178ZM185 178H186V177H185ZM194 178H195V177H194ZM199 178H200V176H199ZM203 178H204V177H203ZM203 178H202V179H203ZM214 178H215V177H214ZM230 178H231V177H230ZM250 178H251V177H250ZM262 178H263V177H262ZM72 179H73V178H72ZM97 179H99V178H97ZM165 179H166V178H165ZM170 179H171V177H170ZM181 179H183V178H181ZM188 179H189V178H188ZM188 179H187V181H188ZM192 179H193V178H192ZM202 179H201V180H202ZM217 179H218V178H217ZM231 179H233V178H231ZM235 179H236V178H235ZM251 179H252V178H251ZM253 179H254V178H253ZM27 180H28V179H27ZM85 180H86V179H85ZM91 180H92V178H91ZM116 180H117V179H116ZM136 180H137V179H136ZM151 180H153V179H151ZM155 180H156V179H155ZM177 180H178V179H177ZM184 180H185V179H184ZM194 180H195V179H194ZM206 180H207V181H210V180H208V179H206ZM212 180H213V179H212ZM221 180H222V179H221ZM246 180H247V178H246ZM248 180H249V179H248ZM260 180H261V179H260ZM263 180H264V179H263ZM81 181H82V180H81ZM83 181H84V180H83ZM83 181H82V182H83ZM89 181H90V180H89ZM105 181H106V180H105ZM119 181H120V180H119ZM130 181H131V180H130ZM140 181H141V180H140ZM145 181H146V180H145ZM148 181H149V179H148ZM148 181H147V182H148ZM170 181H171V180H170ZM181 181H182V180H181ZM202 181H203V180H202ZM207 181H206V182H207ZM214 181H215V180H214ZM229 181H230V180H229ZM232 181H233V180H232ZM237 181H238V180H237ZM257 181H258V180H257ZM257 181H256V182H257ZM108 182H109V181H108ZM131 182H133V181H131ZM131 182L129 183V185L131 184ZM137 182H138V181H137ZM147 182H144V184H146ZM154 182H155V181H154ZM166 182H167V181H166ZM192 182H193V181H191V183H192ZM206 182H205V183H206ZM250 182H251V180H250ZM254 182H255V181H254ZM261 182H262V181H261ZM84 183H85V182H84ZM97 183H98V182H97ZM109 183H110V182H109ZM113 183H114V180H113ZM117 183H119V182H117ZM125 183H126V182H125ZM140 183H141V182H140ZM155 183H156V182H155ZM158 183H159V182H158ZM162 183H164V182H162ZM177 183H178V181H177ZM184 183H185V182H184ZM184 183H183V184H184ZM199 183H200V182H199ZM201 183H203V182H201ZM201 183H200V185H201ZM205 183H204V184H205ZM210 183H211V181H210ZM218 183H219V182H218ZM245 183H246V182H245ZM251 183H253V182H251ZM79 184H80V183H79ZM91 184H92V182H91ZM167 184H168V183H167ZM180 184H182V182L179 183V186H182V185H180ZM186 184H187V183H186ZM193 184H194V183H193ZM193 184H192V185H193ZM207 184H209V183H207ZM211 184H213V183H211ZM211 184H210V187H211ZM232 184H233V183H232ZM235 184H236V183H235ZM238 184H239V183H237V185H238ZM241 184L243 185L242 182H241ZM241 184H240V185H241ZM246 184H247V183H246ZM246 184H245V185H246ZM248 184H249V183H248ZM248 184H247V186H248ZM257 184H258V182H257ZM80 185H82V184H80ZM80 185H79V186H80ZM86 185H88V184H86ZM125 185H126V184H125ZM134 185H135V184H134ZM137 185H138V183H137ZM139 185H142V183L139 184ZM139 185H138V186H139ZM162 185H163V184H162ZM169 185H170V184H169ZM171 185H172V184H171ZM205 185H206V184H205ZM225 185H226V183H225ZM242 185H241V186H242ZM245 185H243V186H245ZM250 185H251V184H250ZM82 186H83V185H82ZM82 186H81V188H82ZM84 186H85V184H84ZM105 186H106V185H105ZM117 186H118V185H117ZM119 186H121V185H119ZM127 186H128V185H127ZM143 186H144V185H143ZM151 186H152V183H151ZM154 186H155V185H154ZM159 186H160V184H158V187H159ZM174 186H175V185H174ZM177 186H178V185H177ZM177 186H176V187H177ZM198 186H199V184H198ZM201 186H202V185H201ZM203 186H204V185H203ZM235 186H236V185H235ZM251 186H252V185H251ZM253 186H256V190L258 191L257 194L259 193V195H260V194L262 193L261 191H259V190H260L259 188H260L261 186L259 185V188H258V186H257L255 183H254ZM86 187H87V186H86ZM90 187H91V186H90ZM103 187H104V186H103ZM106 187H107V186H106ZM124 187H125V186H124V184H123V188H124ZM131 187H132V185H131ZM131 187H130V188H131ZM133 187H134V186H133ZM152 187H153V186H152ZM156 187H157V186H155L154 188H156ZM161 187H163V186H161ZM167 187H168V186H167ZM171 187H172V186H171ZM188 187H189V185H188ZM188 187L186 186L185 188H188ZM191 187H193V186H191ZM199 187H200V186H199ZM216 187H217V186H216ZM236 187H237V186H236ZM248 187H249V186H248ZM98 188H99V187H98ZM98 188H97V189H98ZM134 188H136V187H134ZM134 188H133V189H134ZM143 188H144V187H143ZM143 188H142V189H143ZM145 188L147 189V187H145ZM150 188H151V187H150ZM154 188H153V189H154ZM168 188H169V187H168ZM174 188H175V187H174ZM179 188H180V187H179ZM179 188H178V189H179ZM183 188H184V187H183ZM185 188H184V190H185ZM197 188H198V187H197ZM197 188H195V189H197ZM203 188H204V187H203ZM213 188H214V187H213ZM232 188H233V187H232ZM240 188H241V187H240ZM85 189H86V188H85ZM89 189H90V188H89ZM92 189H94V187H92ZM95 189H96V188H95ZM99 189H100V188H99ZM109 189H110V188H109ZM116 189H117V188H116ZM121 189H122V188H121ZM128 189H129V188H128ZM159 189H160V187H159ZM166 189H167V188H166ZM206 189H207V187H206ZM206 189H205V190H206ZM210 189H211V188H210ZM224 189H225V188H224ZM246 189H247V188H246ZM248 189H249V188H248ZM118 190H119V189H118ZM122 190H123V189H122ZM126 190H127V188H126ZM136 190H137V189H136ZM136 190H135V191H136ZM151 190H152V189H151ZM162 190H163V189H162ZM164 190H165V189H164ZM167 190H168V189H167ZM167 190H166V191H167ZM187 190H188V189H187ZM191 190H193V189L191 188ZM207 190H208V189H207ZM228 190H229V189H228ZM242 190H243V189H242ZM261 190H262V189H261ZM3 191H4V190H3ZM84 191H85V190H84ZM86 191H87V190H86ZM112 191H113V190H112ZM127 191H128V190H127ZM131 191H132V190H131ZM140 191H141V189H140ZM140 191H139V192H136V193H141V192L144 191V190H142L141 192H140ZM145 191H146V190H145ZM155 191H157V190H155ZM169 191H170V190H169ZM177 191L180 192L181 190L179 189V190H177ZM195 191H196V190H195ZM200 191H202V190H200ZM211 191H212V190H211ZM213 191H214V190H213ZM233 191H234V190H233ZM237 191H238V190H237ZM243 191H244V190H243ZM248 191H249V190H248ZM123 192H124V191H123ZM128 192H129V191H128ZM146 192H147V191H146ZM148 192H149V191H148ZM148 192H147V193H148ZM153 192H154V190H153ZM175 192H176V191H175V189H174V193H175ZM191 192H192V191H191ZM193 192H194V191H193ZM202 192H203V191H202ZM234 192H235V191H234ZM246 192H247V191H245V193H246ZM251 192H252V191H251ZM84 193H85V192H84ZM112 193H113V192H112ZM115 193H116V192H115ZM115 193H114V194H115ZM118 193H119V192H118ZM120 193H121V192H120ZM147 193H146V195H147ZM163 193H164V191H163ZM180 193H181V192H180ZM180 193H178V194H180ZM187 193H189V191H187ZM187 193H186V194H187ZM200 193H201V192H200ZM200 193H199V194H200ZM209 193H211V192H209ZM212 193H213V192H212ZM216 193H220V194H221V192H217V189H216ZM245 193H244V195H248V194H249V193H248V194H245ZM254 193H255V192H254ZM254 193L252 192V193H251V196H252V194H254ZM121 194H123V193H121ZM129 194H130V193H129ZM141 194H142V193H141ZM141 194H140V195H141ZM154 194H155V193H154ZM165 194H166V193H165ZM169 194H171V192H169ZM186 194H185V197L187 198L188 196H186ZM190 194H191V193H190ZM190 194H188V195H190ZM238 194H240V193H238ZM111 195H112V194H111ZM124 195H125V193H124ZM127 195H128V194H127ZM131 195H132V193H131ZM135 195H137V194H135ZM155 195H156V194H155ZM160 195H161V193H160ZM175 195H176V194H175ZM180 195H181V194H180ZM183 195H184V194H183ZM192 195H193V193H192ZM196 195H198V194H196ZM204 195H205V194H204ZM225 195H226V192H225ZM241 195H242V193H241ZM259 195H258V196H259ZM263 195H264V193H263ZM122 196H123V195H122ZM147 196H150V195H147ZM163 196H164V195H163ZM171 196H172V195H171ZM171 196H170V197H171ZM200 196H201V195H200ZM206 196H207V195H206ZM209 196H210V198H211V195H209ZM214 196H215V193H214ZM217 196H218V195H217ZM217 196H216V197H217ZM227 196H230V195H227ZM231 196H232V195H231ZM234 196H235V195H234ZM89 197H90V196H89ZM109 197H110V196H109ZM127 197H128V196H127ZM151 197H152V195H151ZM175 197H176V196H175ZM192 197H193V196H192ZM219 197H221V196L219 195ZM241 197L243 198V196H241ZM246 197H247V196H246ZM246 197H245V198H246ZM262 197H263V196L258 197L259 199H257L256 197H255V198H256L257 200H261ZM136 198H137V197H136ZM140 198H141V197H140ZM178 198H180V197H178ZM186 198H184L185 201H186ZM188 198H190V197H188ZM196 198H197V197H196ZM201 198H203V196H201ZM204 198H205V197H204ZM207 198H208V197H207ZM217 198H218V197H217ZM229 198H230V197H229ZM238 198H240V197H238ZM248 198H249V197H248ZM248 198H247V199H248ZM251 198H254V196L251 197ZM255 198H254V200H255ZM75 199H76V198H75ZM141 199H142V198H141ZM153 199H154V198H153ZM157 199H158V198H157ZM160 199H161V198H160ZM218 199H221V198H218ZM226 199H227V198H226ZM233 199H234V198H232V200H233ZM243 199H244V198H243ZM146 200H147V199H146ZM177 200H179V199H177ZM181 200H182V199H181ZM181 200H180V201H181ZM190 200H191V198H190ZM194 200H195V198H194ZM203 200H204V199H203ZM203 200H202V203H203ZM210 200H211V199H210ZM224 200H225V199H224ZM235 200H236V199H235ZM249 200H250V199H249ZM254 200H253V201H254ZM164 201H165V199H164ZM168 201H169V200H168ZM172 201H173V200H172ZM175 201H176V199H175ZM185 201H182V202H185ZM196 201H197V203H198V200H196ZM208 201H209V200H208ZM212 201H214V199H213ZM233 201H234V200H233ZM237 201H238V200H237ZM244 201H245V200H244ZM250 201L253 202L252 199H251ZM138 202H140V201H138ZM147 202H148V201H147ZM165 202H166V201H165ZM173 202H174V201H173ZM176 202H177V201H176ZM192 202H194V201H192ZM209 202H210V201H209ZM214 202H216V201H214ZM217 202H218V201H217ZM239 202H240V201H239ZM255 202H256V200H255ZM155 203H156V202H155ZM178 203H179V202H178ZM199 203H200V202H199ZM202 203H201V204H202ZM210 203H211V202H210ZM218 203H219V202H218ZM227 203H228V201H227ZM259 203H260V202H259ZM160 204H161V203H160ZM169 204H170V203H169ZM174 204L176 205V203H174ZM174 204H173V206H174ZM181 204H182V203H181ZM184 204H185V203H184ZM195 204H196V203H195ZM214 204H215V203H214ZM214 204H213V205H214ZM221 204H222V203H221ZM223 204H224V203H223ZM223 204H222V205H223ZM228 204H229V203H228ZM228 204H226V205H228ZM236 204H237V203H236ZM246 204H247V203H246ZM252 204H254V203H252ZM256 204L258 205V203H255V205H256ZM152 205H153V204H152ZM165 205H166V204H165ZM165 205H164V206H165ZM167 205H168V202H167ZM167 205H166V206H167ZM189 205H191V204H189ZM193 205H194V204L192 203V206H193ZM203 205H204V204H203ZM206 205H207V204H206ZM218 205H219V204H218ZM218 205H217V206H218ZM226 205H225V207H227ZM234 205H235V204H234ZM234 205H233V207H235ZM240 205H241V204H240ZM247 205H249V204H247ZM154 206H155V205H154ZM168 206H169V205H168ZM168 206H167V207H168ZM173 206H171V207H173ZM181 206H182V205H181ZM199 206H200V205H199ZM199 206L196 208L197 211H198V209H199ZM223 206H224V205H223ZM238 206H239V205H238ZM242 206H243V205H242ZM252 206H253V205H252ZM258 206H259V205H258ZM258 206H257V207H258ZM145 207H146V206H145ZM149 207H150V206H149ZM149 207H147V209H149ZM161 207H162V206H161ZM171 207H169V208H171ZM174 207H175V206H174ZM174 207H173V208H174ZM182 207H183V206H182ZM205 207H206V206H205ZM207 207H208V209H209V206H207ZM211 207H212V206H211ZM213 207H214V206H213ZM215 207H216V205H215ZM218 207H219V206H218ZM218 207H216V208H218ZM230 207L232 208V205H231ZM245 207H246V205H245ZM250 207H251V206H250ZM254 207L256 208V206H254ZM24 208H25V206H24ZM121 208H123V206H122ZM152 208H153V207H152ZM152 208H151V209H152ZM155 208H156V207H155ZM183 208H184V207H183ZM185 208H186V205H185ZM185 208H184V211H185ZM188 208H189V207H188ZM191 208H192V207H191ZM191 208H190V209H191ZM220 208H221V207H220ZM235 208H236V207H235ZM240 208H241V207H240ZM247 208H248V210L250 209L249 206H247ZM255 208H254V210H255ZM117 209H118V208H117ZM123 209H124V208H123ZM134 209H135V208H134ZM147 209H146V210H147ZM163 209H164V208H163ZM176 209H177V208H176ZM210 209H211V208H210ZM224 209H227V208H224ZM228 209H229V208H228ZM23 210H24V209H23ZM125 210H127V209L125 208ZM146 210L144 209V211H146ZM169 210H170V209H169ZM172 210H173V209H172ZM188 210H189V209H188ZM191 210H192V209H191ZM193 210H194V209H193ZM193 210H192V211H193ZM200 210H201V208H200ZM204 210H205V209H204ZM238 210H239V209H238ZM242 210H243V209H242ZM250 210H251V209H250ZM250 210H249V211H250ZM254 210H252V211H254ZM111 211H112V214H113V210H110V214H111ZM147 211H148V210H147ZM151 211L153 212V210H151ZM151 211H150V212H151ZM175 211H176V210H175ZM179 211H180V210H179ZM179 211H176V212H178L177 214H179V213L181 214V212H179ZM181 211H183V210H181ZM192 211H191V212H192ZM207 211H208V210H206V212H207ZM213 211H214V210H213ZM218 211H219V210H218ZM220 211H221V210H220ZM236 211H237V210H235V212H236ZM245 211H247V210H245ZM256 211H257V210H256ZM256 211H255V212H256ZM68 212H69V211H68ZM97 212H98V211H97ZM120 212H121V211H120ZM135 212H136V211H135ZM150 212H149V213L147 212V213L150 214ZM171 212H173V211H171ZM185 212H186V211H185ZM188 212H189V211H188ZM194 212H195V211H194ZM199 212H202V211H199ZM204 212H205V211H204ZM214 212H215V211H214ZM223 212H224V210H223ZM230 212H231V211H230ZM238 212H239V211H238ZM240 212H241V211H240ZM95 213H96V212H95ZM129 213H130V212H129ZM138 213H140V212H137V214H136V213H135V214L138 215ZM142 213H143V211H142ZM145 213H146V212H145ZM145 213H144V214H145ZM163 213H164V212H163ZM165 213H166V212H165ZM167 213H168V212H167ZM186 213H187V212H186ZM186 213H184L183 216H184ZM189 213H190V212H189ZM189 213H188L187 216H190V215H191V214L189 215ZM207 213H208V212H207ZM209 213H210V212H209ZM225 213H226V212H225ZM248 213H249V212H248ZM257 213H258V212H257ZM29 214H30V213H29ZM105 214H107V213H105ZM108 214H109V211H108ZM108 214H107V216H108ZM122 214H123V213H122ZM122 214H121V215H122ZM153 214H154V213H153ZM156 214H157V213H156ZM168 214H169V213H168ZM197 214H199V213H197ZM201 214H202V213H201ZM215 214H217V211H216ZM226 214H227V213H226ZM226 214H225V215H226ZM229 214H230V213H229ZM238 214H239V213H238ZM238 214H237V215H238ZM241 214H243V212H242ZM241 214H239V215L241 216ZM245 214H246V212H245ZM249 214H250V213H249ZM253 214H254V213H253ZM255 214H256V213H255ZM71 215H72V214H71ZM90 215H91V214H90ZM160 215H161V214H160ZM171 215H172V213H171ZM199 215H200V214H199ZM199 215H198V216H199ZM206 215H207V214H206ZM206 215H205V218L207 219V216H206ZM234 215H235V214H234ZM234 215H231V216H234ZM56 216H57V215H56ZM82 216H83V215H82ZM95 216H96V215H94V217H95ZM102 216H104V215H102ZM105 216H106V215H105ZM115 216H116V215H114V217H115ZM117 216H118V215H117ZM128 216H129V215H128ZM128 216H127V217H128ZM142 216H143V215H142ZM145 216H146V215H145ZM158 216H159V215H158ZM173 216H174V214H173ZM177 216H179V215H177ZM193 216H194V215H193ZM195 216L197 217V215H195ZM200 216H202V215H200ZM211 216H212V217H215V215H211ZM221 216H222V215H221ZM228 216H229V215H228ZM231 216H230V218H231ZM246 216H247V215H246ZM250 216H251V215H250ZM253 216L255 217V215H253ZM256 216H257V215H256ZM62 217H63V216H62ZM86 217H88V216H86ZM109 217H110V215H109ZM127 217H125V218H127ZM129 217H130V216H129ZM132 217H133V216H132ZM152 217H153V216H151V218H152ZM154 217H155V216H154ZM171 217H172V216H171ZM175 217H176V215H175ZM202 217H204V214H203ZM202 217H201V218H202ZM208 217H209V216H208ZM219 217H220V216H219ZM223 217H224V215H223ZM236 217H238V216H236ZM244 217H245V216H244ZM98 218H99V216H98ZM100 218H101V217H100ZM105 218H106V217H105ZM119 218H120V217H118L117 219L120 220ZM139 218H141V217H139ZM147 218H149V216H147ZM172 218H174V217H172ZM172 218H171V219H172ZM178 218H179V217H178ZM180 218H182V215H181ZM194 218H195V217H194ZM210 218H211V217H210ZM216 218H217V217H216ZM224 218H225V217H224ZM242 218H243V217H242ZM91 219H93V218H91ZM115 219H116V218H115ZM129 219H130V218H129ZM142 219H143V218H142ZM159 219H160V218H159ZM164 219H165V218H164ZM168 219H169V216H168ZM183 219H184V218H183ZM186 219H187V218H186ZM190 219H191V218H190ZM190 219H189V220H190ZM195 219H196V218H195ZM228 219H229V217H228ZM232 219H233V218H232ZM232 219H231V220H232ZM248 219H249V218H248ZM100 220H101V219H100ZM121 220H123L122 217H121ZM125 220H126V219H125ZM125 220H124V221H125ZM135 220H136V219H135ZM148 220H149V219H148ZM169 220H170V219H169ZM179 220H180V219H179ZM184 220H185V219H184ZM184 220H183V221H184ZM208 220H209V218H208ZM220 220H221V219H220ZM225 220H227V218H225ZM237 220H238V218H237ZM242 220L245 221L246 219L244 220V218H243ZM259 220H260V219H259ZM45 221H46V220H45ZM87 221H88V220H87ZM95 221H97V220H95ZM95 221H94V222H95ZM141 221H142V220H141ZM143 221H144V219H143ZM149 221H150V220H149ZM151 221H152V219H151ZM158 221H160V220H158ZM158 221H157V222H158ZM163 221H164V220H163ZM176 221H177V219H176ZM180 221H181V220H180ZM203 221H204V220H203ZM222 221H223V220H222ZM229 221H230V220H229ZM233 221H234V220H233ZM98 222H99V221H98ZM110 222H111V221H110ZM117 222H118V221H117ZM126 222H128V220H127ZM139 222H140V220H139ZM154 222H155V221H154ZM168 222H169V221H168ZM177 222H178V221H177ZM186 222H188V221H186ZM190 222H191V221H190ZM206 222H207V221H206ZM206 222H205V223H206ZM208 222H213V221L211 220V221H208ZM219 222H220V221H219ZM226 222H228V221H226ZM237 222H238V221H237ZM5 223H6V222H5ZM96 223H97V222H96ZM99 223H100V222H99ZM121 223H122V222H121ZM131 223H132V221H131ZM143 223H144V222H143ZM146 223H148V222H146ZM149 223H150V222H149ZM164 223H165V221H164ZM166 223H167V221H166ZM166 223H165V224H166ZM175 223H176V222H175ZM175 223H174V224H175ZM222 223H223V222H222ZM228 223H229V222H228ZM247 223H248V222H247ZM61 224H62V223H61ZM83 224H84V223H83ZM105 224H106V223H104L103 226H105ZM124 224H125V223H124ZM126 224H129V222L126 223ZM133 224H134V222H133ZM133 224H132V227H133ZM151 224H152V223H151ZM159 224H160V223H159ZM182 224H183V223H182ZM184 224H185V223H184ZM190 224H192V223H190ZM190 224H189V225H190ZM209 224H210V223H209ZM212 224H213V223H212ZM225 224H226V223H225ZM238 224H240V223H238ZM242 224H243V223H242ZM99 225H102V223L99 224ZM118 225H119V224H118ZM152 225H153V224H152ZM160 225H161V224H160ZM162 225H164V224L162 223ZM187 225H188V224H187ZM187 225H186V226H187ZM26 226H27V225H26ZM82 226H83V225H82ZM86 226H87V225H86ZM90 226H91V225H90ZM92 226H93V225H92ZM94 226H95V225H94ZM96 226H97V224H96ZM124 226L127 227V226H130V225H124ZM140 226H141V225H140ZM158 226H159V225H158ZM177 226L179 227V225H177ZM181 226H182V225H181ZM206 226H207V224H206ZM209 226H211V229H213V228H212V225H209ZM228 226H229V225H228ZM236 226H238V225H236ZM88 227H89V226H88ZM109 227H110V226H109ZM109 227H108V228H109ZM132 227H131V228H132ZM145 227H146V226H145ZM153 227H154V226H153ZM171 227H172V226H171ZM171 227H170V228H171ZM216 227H217V226H216ZM219 227H221V226H219ZM222 227H223V226H222ZM241 227H243V226H241ZM244 227H245V226H244ZM244 227H243L242 229H244ZM83 228H84V226H83ZM83 228H82V229H83ZM93 228H94V227H93ZM102 228H103V227H102ZM110 228H111V227H110ZM138 228H139V227H138ZM138 228H137V229H138ZM148 228L150 229L151 227H148ZM175 228H176V224H175ZM182 228H183V227H182ZM224 228H225V227H224ZM238 228H240V226H239ZM255 228H256V227H255ZM82 229H81V230H82ZM94 229H95V228H94ZM98 229H99V228H98ZM100 229H101V228H100ZM121 229H122V228H121ZM135 229H136V228H135ZM137 229H136V230H137ZM141 229H142V228H141ZM172 229H173V228H172ZM214 229L216 230L215 227H214ZM214 229H213V230H214ZM217 229H218V228H217ZM225 229H226V228H225ZM225 229H221V230H225ZM13 230H14V229H12V231H13ZM23 230H24L25 233L27 232L26 229H23ZM67 230H68V229H67ZM79 230H80V229H79ZM91 230H92V229H91ZM102 230L104 231V229H102ZM125 230H126V229H125ZM132 230H133V229H132ZM136 230H135V232H138V231H136ZM158 230H160V229L158 228ZM173 230H174V229H173ZM178 230H179V229H178ZM178 230H177V231H178ZM200 230H202V229H200ZM208 230H209V228L207 229V231H208ZM213 230H212V231H213ZM221 230L219 229V231H221ZM232 230H233V228H232ZM239 230H241V229H239ZM250 230H251V229H250ZM12 231H11V232H12ZM30 231H31V230H30ZM70 231H71V230H70ZM73 231H74V230H73ZM97 231H98V230H97ZM99 231H100V230H99ZM103 231H102V232H103ZM149 231H150V230H148L147 233H148ZM153 231H154V230H153ZM153 231H152V232H153ZM162 231H163V230H162ZM175 231H176V230H175ZM181 231H182V230H181ZM183 231H184V229H183ZM183 231H182V232H183ZM186 231H189V230L187 229ZM204 231H205V230H204ZM204 231H202V232H204ZM217 231H218V230H217ZM227 231H228V230H227ZM229 231H231V229H230ZM247 231H249V229H248ZM247 231H246V232H247ZM83 232H85V231H83ZM112 232H113V231H112ZM142 232H143V231H142ZM142 232H141V233H142ZM163 232H164V231H163ZM166 232H167V231H166ZM166 232H164V233H166ZM172 232H173V231H172ZM184 232H185V231H184ZM198 232H199V231H198ZM198 232H197V233H198ZM208 232H209V231H208ZM215 232H216V231H215ZM231 232H232V231H231ZM234 232H235V231H234ZM236 232H237V231H236ZM252 232H253V231H252ZM67 233H68V232H67ZM129 233H130V232H129ZM141 233H139V234H141ZM147 233H145V234H147ZM170 233H171V232H170ZM188 233L190 234V232H188ZM200 233H201V232H200ZM213 233H214V232H213ZM221 233H222V231H221ZM221 233H220V235H221ZM228 233H229V232H228ZM243 233H244V232H242V234H243ZM4 234H5L6 237H9V236H10L7 232H4ZM118 234H119V233H118ZM137 234H138V233H137ZM153 234H154V233H153ZM186 234H187V233H186ZM233 234H234V233H233ZM245 234H246V233H245ZM7 235H8V236H7ZM99 235L102 236V234H100V233H99ZM142 235H143V234H142ZM147 235H148V234H147ZM147 235H146V237H147ZM150 235H152V234H150ZM154 235H155V234H154ZM156 235H157V234H156ZM161 235H162V234H161ZM161 235H160V236H161ZM183 235H185V234H183ZM197 235H198V234H197ZM207 235H208V234H207ZM214 235H215V234H214ZM224 235H225V234H224ZM227 235H228V234H227ZM238 235H239V234H238ZM75 236H76V235H75ZM78 236H79V235H78ZM78 236L73 238V239H74V243H75L74 248L76 249V250H75L76 253H77V252L80 253V250L82 249V248H81V245H82V244H81L80 242H81V241H82V242H85V240L83 241L82 238H81V237H78ZM80 236H81V235H80ZM85 236H86V235H85ZM91 236H92V235H91ZM143 236H144V235H143ZM152 236H153V235H152ZM158 236H159V235H158ZM166 236H167V235H166ZM169 236H170V235H169ZM199 236H200V235H199ZM199 236H198V239H200ZM209 236H210V233H209ZM222 236H223V234L221 235V237H222ZM228 236H229V235H228ZM236 236H237V235H236ZM242 236H243V235H242ZM245 236H246V235H245ZM28 237H29V236H28ZM59 237H60V236H59ZM88 237H89V236H88ZM106 237H107V236H106ZM135 237H136V236H135ZM150 237H151V236H150ZM171 237H172V235L170 236V238H171ZM185 237H186V235H185ZM205 237H206V232H205ZM207 237H208V236H207ZM219 237H220V236H219ZM247 237H249V235H248ZM43 238H44V237H43ZM61 238H62V237H61ZM100 238H101V237H99V239H100ZM107 238H108V237H107ZM129 238H130V237H129ZM131 238H132V236H131ZM139 238H141V237H139ZM151 238H152V237H151ZM153 238L156 239V238H158V237H153ZM163 238H164V237H163ZM163 238H162V239H163ZM168 238H169V237H168ZM202 238H204L203 235H202L201 239H202ZM217 238H218V237H217ZM239 238H240V237H239ZM8 239H9V238L0 237V251H4V252L7 251V250L5 249V245H6V244H7V246H10L12 250L15 249V248L13 247L12 244L7 243V240H8ZM55 239H57V238H55ZM86 239H87V238H86ZM101 239H102V238H101ZM101 239H100V242H101ZM110 239H111V238H110ZM120 239H121V238H120ZM149 239H150V238H149ZM172 239H173V238H172ZM193 239H194V238H193ZM206 239H207V238H206ZM210 239H211V238H210ZM213 239H214V238H213ZM215 239H216V238H215ZM222 239H223V238H222ZM233 239H234V238H233ZM12 240H13V239H12ZM36 240H37V239H36ZM87 240H88V239H87ZM142 240H143V239H142ZM144 240H145V239H144ZM150 240H152V239H150ZM157 240H158V239H157ZM167 240H168V239H167ZM180 240H181V239H180ZM180 240H178V241H180ZM182 240H183V239H182ZM204 240H205V238H204ZM211 240H212V239H211ZM218 240H220V239H218ZM226 240H227V239H226ZM241 240H242V239H241ZM241 240H239V242H240ZM32 241H33V240H32ZM48 241H49V240H48ZM103 241H104V240H103ZM135 241H136V240H135ZM140 241H141V240H140ZM145 241H146V240H145ZM145 241H143V242H145ZM154 241H155V240H154ZM161 241H162V240H161ZM178 241H177V242H178ZM192 241H194V240H192ZM207 241H208V240H207ZM224 241H225V240H224ZM224 241H223V242H224ZM228 241H230V239H229ZM34 242H35V241H34ZM95 242H96V241H95ZM107 242H108V243H111V244H115V245L120 246V247H124V246H126V243H125V244H120V243L116 242V239H111L110 241H107ZM133 242H134V241H133ZM136 242H137V241H136ZM152 242H153V241H152ZM159 242H160V241H159ZM159 242H158V243H159ZM166 242H167V241H166ZM166 242H165V243H166ZM169 242H170V241H169ZM172 242H173V241H172ZM172 242H171V244H172ZM177 242H174V243L176 244ZM181 242H183V241H181ZM181 242H180V244H181ZM199 242H200V241H199ZM203 242H204V241H203ZM209 242H210V241H209ZM213 242H214V241H213ZM220 242H221V240H220ZM220 242H219V243H220ZM232 242H233V240H232ZM232 242H231V243H232ZM74 243H73V244H74ZM127 243H130V242H127ZM138 243H139V242H138ZM158 243H156V244H158ZM161 243H162V242H161ZM163 243H164V242H163ZM189 243H191V240H190ZM195 243H196V242H195ZM207 243H208V242H207ZM207 243H206V244H207ZM219 243H218V245H219ZM70 244H71V243H70ZM80 244H81V245H80ZM102 244H104V243H102ZM102 244H101V245H102ZM130 244H131V243H130ZM136 244H137V243H136ZM139 244H141V243H139ZM146 244H149V243H146ZM150 244H151V242H150ZM154 244H155V242H154ZM154 244H153V245H154ZM156 244H155V245H156ZM168 244H170V243H168ZM178 244H179V243H178ZM197 244H198V243H197ZM200 244H201V242H200ZM206 244H204V245H206ZM209 244H210V243H209ZM220 244H221V243H220ZM224 244H225V243H223V245H224ZM237 244H238V243H237ZM101 245H100V246H101ZM108 245H109V244H108ZM132 245H133V244H132ZM137 245H138V244H137ZM143 245H145V244H143ZM161 245H162V244H161ZM163 245H165V244H163ZM198 245H199V244H198ZM212 245H213V244H212ZM214 245H215V244H214ZM227 245H228V244H227ZM233 245H234V244H233ZM85 246H86V245H85ZM109 246H110V245H109ZM139 246H140V245H139ZM147 246H148V245H147ZM200 246H201V245H200ZM231 246H232V245H231ZM231 246H230V247H231ZM240 246H241V245H240ZM68 247H69V246H68ZM129 247H130V246H129ZM134 247H136V246H134ZM141 247H142V246H141ZM201 247H202V246H201ZM209 247H210V245H209ZM230 247H229V248H230ZM236 247H237V246H236ZM19 248H20V246H19L18 248H16V250H14L13 252L15 253V251H20ZM72 248H73V247H72ZM83 248H84V247H83ZM85 248H86V247H85ZM87 248H91V249H92L91 252L89 253V256H91L93 253H98L99 250H100V247H99V245H97V244H90ZM139 248H140V247H139ZM170 248H171V247H170ZM196 248H197V247H196ZM199 248H200V247H199ZM205 248H206V247H205ZM207 248H208V247H207ZM212 248H214V247H212ZM212 248H211V249L209 248V249L212 250ZM215 248H216V247H215ZM234 248H235V247H234ZM234 248H233V249H234ZM21 249H23V248H21ZM68 249H69V248H68ZM121 249H122V248H121ZM129 249H130V248H129ZM131 249H132V248H131ZM140 249H141V248H140ZM144 249H145V247H144ZM209 249H208V250H209ZM231 249H232V248H231ZM233 249H232V251H233ZM127 250H128V249H127ZM149 250H150V249H149ZM168 250H169V248H168ZM174 250H175V249H174ZM197 250H198V249H197ZM203 250H204V247H203ZM219 250H220V249H219ZM222 250H223V249H222ZM227 250H228V249H227ZM124 251H125V250H124ZM124 251H122V252L124 253ZM144 251H146V250H144ZM178 251H179V250H178ZM195 251H196V250H195ZM230 251H231V250H230ZM88 252H89V251H88ZM133 252H134V251H133ZM183 252H184V251H183ZM183 252H182V253H183ZM212 252H213V251H212ZM215 252H216V251H215ZM233 252H234V251H233ZM56 253H57V252H56ZM106 253H107V252H106ZM113 253H114V252H113ZM116 253H117V252H116ZM126 253H127V252H126ZM138 253H139V252H138ZM180 253H181V252H180ZM107 254H108V253H107ZM117 254H118V253H117ZM124 254H125V253H124ZM139 254H140V253H139ZM147 254H148V253H147ZM168 254H169V253H168ZM177 254H178V253H177ZM199 254H200V253H199ZM219 254H220V253H219ZM233 254H234V253H233ZM237 254H238V253H237ZM255 254H257V253H255ZM105 255H106V254H105ZM108 255H109V254H108ZM112 255L114 256V254H112ZM112 255H111V256H112ZM128 255H131V254H128ZM178 255H179V254H178ZM188 255H189V254H188ZM208 255H209V254H208ZM220 255H221V254H220ZM234 255H235V254H234ZM251 255H253V254H251ZM51 256H52V255H51ZM72 256H73V255H72ZM72 256H71V257H72ZM94 256H95V255H94ZM100 256H101V255H100ZM124 256H126V255H124ZM157 256H158V255H157ZM189 256H190V255H189ZM216 256H217V255H216ZM218 256H219V255H218ZM85 257H86V256H85ZM106 257H108V256H106ZM131 257H132V256H131ZM146 257H147V256H146ZM187 257H188V256H187ZM194 257H195V256H194ZM204 257H205V256H204ZM221 257H222V256H221ZM254 257H255V256H254ZM261 257H262V256H261ZM73 258H74V257H73ZM78 258H79V257H78ZM87 258H88V257H87ZM87 258H84V260H85V264H87ZM92 258H93V257H92ZM104 258H105V257H104ZM110 258H111V257H110ZM124 258H125V257H124ZM124 258H123V259H124ZM135 258H136V257H135ZM137 258H138V257H137ZM137 258H136V259H137ZM153 258H154V257H153ZM153 258H152V259H153ZM159 258H160V257H159ZM179 258H180V257H179ZM185 258H186V257H185ZM196 258H197V257H196ZM258 258H259V257H258ZM263 258H264V256H263ZM15 259H16V257H15ZM45 259H46V258H45ZM76 259H77V258H76ZM106 259H107V258H106ZM116 259H117V258H116ZM118 259H119V258H118ZM120 259H121V258H120ZM130 259H131V258H130ZM136 259H134V260H136ZM148 259H149V258H148ZM157 259H158V258H157ZM207 259H208V258H207ZM254 259H255V258H254ZM259 259H260V258H259ZM261 259H262V258H261ZM68 260H69V259H68ZM77 260H79V259H77ZM80 260H81V259H80ZM103 260H105V259H103ZM111 260H112V259H111ZM125 260H126V258H125ZM125 260H124V262H125ZM134 260L132 259L131 262L134 261ZM141 260H142V259H141ZM150 260H151V259H150ZM172 260H173V259H172ZM175 260H176V261H179L180 259H179V260L175 259ZM182 260H184V259H182ZM185 260H187V259H185ZM200 260H203V259H200ZM252 260H253V259H252ZM252 260L250 259V262H251ZM127 261H128V259H127ZM139 261H140V260H139ZM144 261L147 262L148 260L146 259V260H144ZM155 261H157L156 258H155ZM217 261H218V260H217ZM263 261H264V260H263ZM263 261H262V262H263ZM78 262H79V261H78ZM137 262H138V261H137ZM137 262H136V263H137ZM179 262H180V261H179ZM181 262H182V261H181ZM183 262H184V261H183ZM185 262H187V261H185ZM194 262H195V261H194ZM218 262H219V261H218ZM233 262H234V261H233ZM46 263H47V262H46ZM76 263H77V262H76ZM76 263H75V264H76ZM79 263H80V262H79ZM89 263H90V262H89ZM106 263H107V262H106ZM108 263H109V262H108ZM127 263H129V262H127ZM127 263H126V264H127ZM136 263H135V264H136ZM144 263H145V262H144ZM147 263H148V262H147ZM172 263H173V261H172ZM174 263H175V262H174ZM176 263H177V262H176ZM191 263H192V262H191ZM225 263H226V262H225ZM236 263H237V262H236ZM257 263H259V262L257 261ZM68 264H69V263H68ZM73 264H74V263H73ZM97 264H104V263H103V261H99ZM110 264H111V262H110ZM116 264H117V262H116ZM142 264H143V263H142ZM169 264H170V263H169ZM177 264H178V263H177ZM181 264H183V263H181ZM192 264H193V263H192ZM196 264H212V263H204V262H202V261H201V262L199 261V262H197ZM213 264H215V263H213ZM261 264H262V263H261Z\"/></svg>",
	"mask_w": 264,
	"mask_h": 264
},
{
	"label": "water",
	"instance_id": "95a60500",
	"mask_svg": "<svg viewBox=\"0 0 264 264\" xmlns=\"http://www.w3.org/2000/svg\"><path fill=\"white\" fill-rule=\"evenodd\" d=\"M11 38H16L15 37V35H14V33L11 35ZM23 47H21L20 49H21V51L19 50H15L13 53H11L10 55H9V57H8V59H7V62L10 60V59H17L18 58V56L20 55V53H22V55L24 54V56L27 58L28 57V55H30L31 54V52L30 51H28V49H27V44L24 42V44L22 45ZM102 50V48H100V49H98V50H96V52H95V54H93V55H96V54H98L100 51ZM92 55V56H93ZM91 56V57H92ZM6 65V64H5ZM5 65L2 67V69L5 67ZM49 68H51V66H49ZM1 69V70H2ZM48 70V67L47 68H45V69H42V71L41 72H44V71H47ZM64 71V68H62L61 69V71ZM0 128H4V129H7V127L6 126H2V127H0ZM25 151H21L18 155H9V154H7V153H5V151L3 150V149H1L0 148V157H2L3 159L5 158V159H8V160H15V159H23V158H25L24 157V155H23V153H24ZM47 155V154H46ZM30 161H33L34 162V160H30ZM33 165H35L36 166V164H35V162L33 163ZM45 165H42V166H36V168H38V169H40V168H42V167H44ZM55 172L57 173H59L60 171H59V169H58V167H55ZM29 179L30 178H28V180L27 181H25V182H23L22 184H20V186L21 185H25L28 181H29ZM105 186V185H104ZM103 187V186H102ZM19 188V186L18 187H16L12 192H10L9 194H7V195H4V196H2V198L1 199H8V198H10V196H12L16 191H17V189ZM50 189H52L51 188V186L50 185H47V184H45V190H47L46 192H49V190ZM17 208L16 209H14V211L13 210H10V209H8L7 210V212L9 213V214H13L12 216L14 217V218H16V217H22L21 215H18L17 216ZM44 215L43 214H40V215H36V216H34V217H30V218H25L24 217V221L22 222V223H24V224H22V225H20V227H24L26 224L28 225L29 224V226H34L35 225V230L36 231H41L42 230V228L43 227H49L48 225H50V224H52V220L50 219V221H48V222H45V219H44V217H43ZM17 219V218H16ZM22 219H23V217H22ZM55 223V222H54ZM53 223V224H54ZM52 224V225H53ZM6 227H8L7 229H10L11 228V226L10 225H8V224H4ZM42 225V226H41ZM6 227L4 228V230L2 231V232H0V237H4V238H9L8 240H7V243H9V244H12L13 245V247L16 249V248H18L19 246L18 245H20L19 244V242H22L25 238H26V236H25V232H24V230L22 229V228H19V227H17V228H14V230L12 231V235L11 236H9V237H6L5 236V234H4V232H7L8 230L6 229ZM13 239V240H12ZM38 242H36V243H34L33 244V248H30V250L29 249H22L20 252V255H16L17 256V260H19V261H23V262H18V261H11L10 263H4L3 261H0V264H31V263H35V264H49V263H55V262H49V263H46V262H38V261H36V259L34 258V255H32V254H34V253H32V252H35V249L36 248H38L39 247V244H37ZM28 248V247H27ZM5 249L7 250V251H0V255H2V256H10V257H12V256H15V254H13L14 252V250H12L11 249V247L10 246H7V244L5 245ZM58 251H63V254H60L59 252V257H58V260L56 261V263L55 264H63L64 262H67V260L69 259V256H68V254L65 252V248L64 247H59L58 248ZM36 253V252H35Z\"/></svg>",
	"mask_w": 264,
	"mask_h": 264
}]
</instances>
